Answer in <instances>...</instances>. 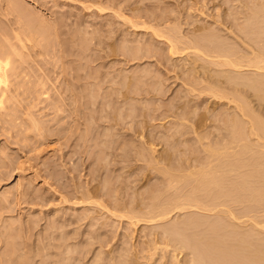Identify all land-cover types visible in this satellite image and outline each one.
Here are the masks:
<instances>
[{
  "label": "rangeland",
  "instance_id": "1",
  "mask_svg": "<svg viewBox=\"0 0 264 264\" xmlns=\"http://www.w3.org/2000/svg\"><path fill=\"white\" fill-rule=\"evenodd\" d=\"M8 1H10V2H8ZM97 1V4L95 3ZM94 0V2H92V0H0V35H2L3 37H1L0 36V43L1 44H5L6 42V40L7 39H9L10 40V43H11V41H13L12 43H16V40L14 39L15 38V34L16 33H19L20 35H21V37H24L25 35H23L22 36V34H25V30H23V29H25L26 28V31L27 30H31V28H28L27 29V27H30L31 26V24L33 23L34 24V21H36V19L38 20V18H39V20L41 19V20H43V21H41L40 20V22H42L43 24L44 23H46V25L49 23V22H51L52 23V25H50L49 27H50V29H46V28H48V25L50 24H48L47 25V27L45 28H42V29H40L41 31L39 32L40 34L41 33H43L44 32V29L46 30V32L45 33H47L46 35H48V38L46 37V35L44 36V38H46L47 39V43H45L46 42V40H44V38H43V36L41 35V38H40V36H38L39 34L37 33V32H35L36 34H38L37 36H38V38H40V39H43L45 42H43V41H41L40 39V44H41V46H39V47H34L35 49V51H36V53H33L34 51L33 50H31L30 48H28V47H30L31 45V43H29V42H27V43H25L28 47L26 48V49H28L29 51H27L26 49L24 50V51H22L23 53V57H25V58H27V59H23V60H21V61H25L26 60V63H28L27 64V66H26V64H25V62L24 63H22V65H24V67L23 68H25V69H20L19 71L21 72V71H23V73L24 74H21L22 76H24V77H22V76H19L18 75V73H20L19 71H18V73H15V74H17L16 75V77H15V75H11V76H14V77H9V78H11V79H9V81H10V84L9 85H11V83H12V85L9 87V91H10V94H9V92H7L8 94H7V96H8V98L6 99L8 102L6 103V101H5V104L3 105V107L5 106V108H4V110H1L0 112L2 113H0V203H3V204H0V205H2L1 207H0V255L2 256V254L4 253V255H8L9 253V251H10V256L8 255V257L6 256V258H13V259H7V262L5 261H0V264H15L16 262V258H17V263L19 264V262H20V264H58V262L59 261H61V260H64V259H66V256H67V258L69 257V254H65V252L67 253V251H65L64 252V250H65V248H67V249H70V247H65L64 245L66 244V242L64 241H62V239H59V237L61 236V234H62V236L65 234V236L67 237V238H69V236L70 235H72V233H74V234H76V232L77 233H79V237L77 236V234L76 235H72L73 237H71V239L72 240H74V239H76L75 237H77V239L78 238H80V240H79V243H78V240H76L77 242H73L72 240V242H70V238H69V241L68 242H70L69 244V246H73V247H71L72 249H74V250H72V252L71 253H73V254H75L73 251H75V249H77V250H81L83 247V249H85V250H87L89 247L91 248V250L90 249H88L89 250V254H87V257H85L82 253H79V256H77L78 254H75V255H72L69 251V253H70V258L73 256L74 257V259L75 258H80V257H82V255H83V257H84V259L82 258V259H79V261L77 260V261H75L74 259H73V257L70 259L71 260V264H79V262H81V264H93V262H95L96 260H98L99 262H98V264H102L101 262H102V258H103V263H105V261H108L109 259L108 258H115V260L113 259H111L115 264H117V263H120V262H118L119 260H120V258L122 259V261L124 262V260H126L127 261V263H125V264H148V262H146V261H148L144 256H146V252H144L143 254H141V253H137L135 256H136V258L135 257H133L134 256V250H135V248H137L135 251H138V249L140 248V247H142V246H145V242H146V240H148V237H149V239H151V238H153V237H151L149 234L150 233H152V231L154 232V231H158V232H160L162 229H169L170 228V230H171V227H173L174 228V224L176 225L178 222H180L181 220L183 221V220H185L187 217L189 218L191 215V217H197V219H198V217H199V219H198V221L199 220H201L200 218H204L205 217V215L204 214H202V213H195L196 215H194V214H192V213H194V212H192V213H186V214H184L185 212H181L179 215L176 213V214H174L173 213V215L172 214H170V217L168 218V219H166V220H164V222L162 221V223H159L160 224V226H159V224L157 223L156 225H158V227H156V225H155V223H153V225L151 224V225H145V224H140V223H138L137 225H134V224H130L129 225V223H128V221H124L125 219L123 218V220L121 219V221H120V218H118L117 216L120 214L119 213V211H115V210H113V209H111L109 206H107L108 204H107V202H105V199L106 200H108L109 198V200H111V201H113V200H115L116 198L115 197H113V196H115V195H111L112 194V191L113 190H117V188H118V191H122L121 193H124L123 191H126L125 192V196H124V194H121L120 192H118V191H116L117 193H118V195L116 194V192H115V194H116V196L118 197L117 199H118V201H121V199H125V200H132V198H134V200H135V198L137 199L138 197H140V199H141V197L143 196V199L145 198V200H147V198H150L154 193H155V188H156V190L158 189V187L161 185V187H163L162 186V184H166V183H164V182H167V180L166 181H163V179H164V177H162V174H159L158 173V171H156L154 168H150V166L149 167H146L145 165H147L146 163H142V162H144V161H140V163H138L137 164V162L135 163V161H133V162H131L130 160L126 163V161H125V163L124 164H121V166H120V164H119V167L117 168L116 166H118V164L115 166L116 167V169L114 168V164L113 165H108L107 167H109V168H106V170L105 169H101V168H103L102 167V164H101V159L100 160H96V157L98 156V155H96L97 154V152L99 151V149L100 148H103V147H101L100 145V142H101V140H102V144H105V142L106 141H108V140H105L104 141V143H103V139H102V134H104L105 133V130L104 129H106V128H103V126H104V121H102L103 119H101V117H102V114H100V113H103V112H101L100 110H101V108H100V110H99V108L97 107V111L95 112V111H93L92 110V108L93 109H95L91 104L89 105L88 104V102H87V100H89V97H90V95L89 94H91V91L93 90V88L91 87V91H89V89H90V86L92 85H90L89 86V81H90V83H94L95 82V80H94V77L95 78H98L97 79V83L93 86V87H96V85L97 84H99V85H97V87H99L100 86V83L99 82H101V81H103L102 79H103V76L105 77V75L106 74H109L110 73V68H111V73H110V75L113 73V74H118V73H120V70H121V73H122V71H123V74H125L126 76H132V79H133V76H134V79L137 81V78H136V76H139V74H138V72H142V69H146L147 68V65L149 64V63H147V60L145 59H143V60H141V64H139L138 65V63H136L135 61H129L128 62V64L127 63H125V62H123V58L121 57V56H123V55H121L122 53L121 52H123V49L121 48L120 49V46H121V43H122V41H124V43H127V42H129L128 43V45H130V46H132V47H134V43H136V42H140V44L142 43V42H144L143 44H141V46L143 45V47L145 46V44H152V43H150L148 40L149 39H151V32H150V30H151V28H148L149 29V33H148V30L147 31H145L144 30V28H141L140 30L139 29H136V28H134L133 27V29H132V26L131 27H128V25L130 24L129 22V24L128 23H126L127 21L125 20V21H121V20H119V19H122L123 17H119V15H118V11L116 10L115 11V7H111L113 4L114 5H116V4H118L119 3V1L120 0H116V1H118V3H116V1L114 0V1H112V0H109V1H111L110 3H109V1L107 2V0ZM102 1V2H101ZM122 1V3L123 4H120L121 6H120V8L121 9H123V10H121L122 12L124 11V9H128V8H131L132 6L134 7H132V9L133 10H135V12L137 13V12H140V14H147L148 12H146L145 10H149V16H153V15H150V14H153L154 13V15H161V14H167L168 13V15H166V16H169V14L173 11L174 12V10L175 11H178V12H176V13H178V14H180V18L176 15V13H175V15L177 16V18H179L181 21H185V22H187V20L189 21V23H192V22H194V24L196 25H199V23H200V25H202L203 27H207V29L209 28V30H210V32L213 34V35H215L216 36V34L217 35H219L220 36V38L221 39H224L225 41H227V42H230V45L232 44V45H234L233 47L231 46V48H233L234 50H233V52H238L239 53V55L241 54V55H243L244 53L246 54V52L245 51H247L246 49H244V48H246L245 46L246 45H244L243 46V42L241 43V39L240 38H238L237 39V36H236V38H235V36H233V35H235L234 33H231V32H229V31H227V25H229V22H232L233 21V18H234V21H233V23L232 24H236V22H238L237 23V25H240V23H242V25H243V20H241L242 19V14L240 13L241 11L243 12V10H242V8H239L240 6L241 7H243V5H239L240 3L242 4L245 0H242L243 2H241V0L239 1V0H236V2H235V0H227V2H229V1H231V2H229V3H225L224 1H226V0H217V4H216V0H214V1H211V0H188V1H185V4L183 3L184 1L183 0H156V1H153V0H132L131 2H132V4H131V2H129V0H121ZM127 1V2H126ZM138 1H140V3L138 2ZM157 1H159V2H157ZM182 1V2H181ZM198 1V2H197ZM240 3H239V2ZM254 1H256V0H254ZM64 2V3H63ZM79 2H80V4H79ZM84 4L85 3V5L87 6H85V5H83L82 3ZM107 2V3H106ZM128 2H129V4H130V7H129V5H127L128 4ZM135 2H137V3H135ZM144 2V3H143ZM150 2V3H149ZM152 2V3H151ZM162 2H164V3H162ZM181 4H180V3ZM188 2V3H187ZM190 2V3H189ZM193 2V3H192ZM204 2V3H203ZM232 2H233V4H232ZM246 2H250V1H247L246 0ZM72 3V4H71ZM98 3H100V4H102L101 6H100V4L98 5ZM136 4V5H138L139 4V6H137L136 7V5H134V4ZM156 3H157V5H156ZM161 4V6L159 7V5ZM173 3V4H172ZM178 3V4H177ZM182 3H183V5L185 6H183L182 5ZM202 3H203V5H202ZM209 3H211V4H209ZM223 3V4H222ZM231 3V4H230ZM254 3V2H253ZM107 4L109 5H111V6H109V7H111V8H115V9H111V8H109L108 6H107ZM141 4V5H140ZM143 4V5H142ZM165 4H167V5H165ZM180 4V5H179ZM192 4V5H191ZM201 4V5H200ZM230 4V5H229ZM239 6H238V5ZM246 4H249V3H246ZM255 4V3H254ZM79 5V6H78ZM83 5V6H82ZM98 5V6H97ZM113 5V6H114ZM132 5V6H131ZM152 5V6H151ZM172 5V6H171ZM181 5H182V7H181ZM187 5V6H186ZM190 5V7H188ZM207 5V6H206ZM214 5V6H213ZM238 7H236V6ZM251 5V4H250ZM249 5V6H250ZM70 6V7H69ZM128 7V8H126V7ZM203 6V7H202ZM220 6H221V8H220ZM228 6V7H227ZM230 6H232V8H230ZM249 6H247L246 5V7H248V8H250ZM253 4H252V6H251V8H253ZM84 7H86L87 8V10L89 11H87L86 10V8H84ZM88 7H90V8H88ZM103 7H105L104 9L106 10H101V8H103ZM123 7V8H122ZM143 7V8H142ZM145 7H148L147 9L145 8ZM166 7H168L169 9H170V7H171V10L172 11H170V10H166L167 8ZM181 7V8H180ZM205 7V8H204ZM213 7V8H212ZM226 7H227V9H226ZM237 9H236V8ZM245 7V6H244ZM244 7H243V9H244ZM84 10H83V9ZM98 8H100V9H98ZM135 8H137V9H135ZM159 9V10H163V11H165V13L163 12V11H160V12H158L157 11V9ZM183 8H184V12H182L183 11ZM190 9L191 8V12H189L190 10H186V9ZM215 8H216V10H215ZM248 8H246V9H248ZM78 9V10H77ZM81 11H80V10ZM107 9H111V10H108L107 11ZM144 9V10H143ZM193 9V10H192ZM206 9V10H205ZM230 9H231V11L233 12V14H234V17L232 16L233 14H232V12L230 11ZM234 9H235V13H234ZM240 11H239V10ZM100 10H101V12H100ZM136 10H138V11H136ZM140 10V11H139ZM142 10V11H141ZM153 10H156V12L155 11H153ZM180 10H181V12L182 13H180ZM186 10V11H185ZM229 10V11H228ZM236 10H238L239 11V15H237L236 13L238 12H236ZM56 11V12H55ZM86 11V12H85ZM112 11H114V12H116V13H113ZM130 10H125L124 11V18H128V19H131V21H132V18H129V17H131L129 14L131 13V12H129ZM206 11V12H205ZM211 13L212 12V15L209 13V12ZM73 13V14H71V13ZM121 12V13H122ZM128 12V13H127ZM153 12V13H152ZM158 12V13H157ZM161 12H163V13H161ZM167 12V13H166ZM195 12V13H194ZM229 12H231V18H229ZM244 12H245V10H244ZM52 13V14H51ZM84 13V14H83ZM91 13V14H90ZM99 13V14H98ZM121 13H119V14H121ZM156 13V14H155ZM174 13H171V14H173L172 16H173V18L175 17L176 18V16L174 15ZM199 13V14H198ZM201 13V14H200ZM208 13V14H207ZM107 14V15H106ZM114 14V15H113ZM116 14V15H115ZM129 16V17H127V15ZM170 14V15H171ZM215 14V15H214ZM217 14V15H216ZM38 15H41V16H38ZM56 15V16H55ZM73 15V16H72ZM82 15V16H81ZM91 15H92V17H91ZM108 15H109V17H108ZM164 15V16H165ZM203 15V16H202ZM211 15V16H210ZM214 15V16H213ZM219 15V16H218ZM235 15H237V17H240V18H238V20H235V18H236V16ZM48 16H49V18H50V20L49 19H45V18H48ZM56 18H55V17ZM171 16V17H172ZM199 16V17H198ZM209 16V17H208ZM212 16L214 17V18H212ZM242 16V17H241ZM67 17V18H66ZM74 17V18H73ZM89 17V18H88ZM102 17V18H101ZM113 17V18H112ZM115 17V18H114ZM155 17V16H154ZM170 17V16H169ZM186 17V19L185 20H183L184 18ZM219 17H221V21H222V24L223 23H225V24H227L226 25V27L225 26H223L222 27V29H221V26H222V24H219V23H221V22H219L220 20H219ZM36 18V19H35ZM47 21H44V19ZM53 18V20H51ZM78 18V19H77ZM119 18V19H118ZM153 18V17H152ZM168 18V17H167ZM183 18V19H182ZM189 18V19H188ZM203 18V19H202ZM211 18V19H210ZM57 19V20H56ZM88 19V20H87ZM111 19V20H110ZM145 19V18H144ZM207 19V20H206ZM210 19V20H209ZM237 19V18H236ZM240 19V20H239ZM20 20V21H19ZM39 20L38 21H36L35 22V25H34V29H32V30H39V26H38V24H40V22H39ZM71 20V21H70ZM83 20V21H82ZM98 20V21H97ZM116 20H118V21H116ZM136 20V21H135ZM138 20H140V19H138V18H134L133 19V21L134 22H139ZM191 20H192V22H191ZM213 20H215V22H216V24L214 23V21ZM219 20V21H218ZM30 21H33V22H30ZM54 21V22H53ZM56 21H58V22H56ZM61 21V22H60ZM70 21V22H69ZM76 21V23H74ZM101 21V22H100ZM107 21H109V22H107ZM110 21L112 22L113 21V23H110ZM115 21V22H114ZM144 21H147V22H149V20L147 19V20H144ZM229 21V22H228ZM23 22V23H27V22H30V23H28V24H26V25H28V26H26V27H24L23 28V26H22V30L24 31L23 33L21 32V23ZM64 22V23H63ZM68 22V23H67ZM71 22H73V23H71ZM96 22V23H95ZM104 22V23H103ZM117 22H118V24H117ZM140 22H142V20L140 21ZM146 22V23H147ZM185 22H184V24L181 26V29L182 30H184L185 29V32H186V30L188 29V25H187V23H186V25H185ZM196 22H198V23H196ZM209 22V23H208ZM227 22V23H226ZM235 22V23H234ZM41 23V24H42ZM53 23H55V24H57V25H55L56 27V35L54 36H52V37H50L52 34H50L51 32L53 33V31H51L52 29H51V26H54V24ZM61 23V24H60ZM81 23V24H80ZM91 27L92 26V28H89L88 27V25ZM100 23H101V25H100ZM149 23H151V22H149ZM204 23V24H203ZM75 24H76V26H75ZM85 24L87 25L86 27L87 28H89V29H87V28H85ZM110 24V25H109ZM119 24H123L124 25V27L122 26V25H119ZM127 24V25H126ZM152 24V23H151ZM214 24V25H213ZM219 24V25H218ZM20 25V26H19ZM30 25V26H29ZM97 25V26H96ZM106 25V26H105ZM107 25H109V26H107ZM117 25V26H116ZM120 27H119V26ZM131 25V24H130ZM185 25V26H184ZM210 25V26H209ZM24 26H25V24H24ZM38 26V27H37ZM73 26V27H72ZM74 26H75V29H74ZM84 26V27H83ZM122 26V27H121ZM127 28H126V27ZM150 26V24H147V27H149ZM217 26V27H216ZM220 26V27H219ZM19 27V28H18ZM37 27V28H36ZM60 29H59V28ZM68 27V28H67ZM70 27V28H69ZM79 27V28H78ZM83 27V28H82ZM112 29H114V30H112ZM219 27V28H218ZM18 28V29H17ZM32 28H33V25H32ZM67 28V29H66ZM81 28V29H80ZM86 30H85V29ZM98 28V29H97ZM122 28H124V29H122ZM140 28V27H139ZM223 28H225V29H223ZM53 29H54V27H53ZM66 29V30H65ZM78 29H79V31H78ZM96 29H97V31H96ZM112 31H114L113 33H115V34H111V30ZM117 29H118V31H117ZM126 29V30H125ZM127 29H129V31L127 30ZM132 29V31H130ZM234 29H235V27H234ZM5 32H3V31ZM31 30V31H32ZM48 30H50V31H48ZM68 30H70V31H68ZM80 30H81V32H80ZM93 30V31H92ZM103 30V31H102ZM121 30H122V32H121ZM221 30V31H220ZM14 31L16 32V33H14ZM86 31V32H85ZM88 31V32H87ZM100 31V32H99ZM110 31V34H108L107 35V33ZM126 31V33H132L133 32V34L131 35V37H129V40L130 41H132V42H130L129 40H128V37L126 36V33L123 35V33ZM138 31H140L139 32V34H138ZM144 31L146 32L145 34H144ZM225 31V34L223 33ZM21 32V33H20ZM30 31H28L27 33H29ZM34 32V31H33ZM48 32H49V34H48ZM66 32V33H65ZM69 32V33H68ZM74 32H77V33H74V35H73V33ZM99 32V33H98ZM106 32V33H105ZM222 32V33H221ZM229 33V35L227 34V33ZM45 33H43V35L45 34ZM62 33V34H61ZM85 33H92L91 35L90 34H85ZM96 33H98V34H96ZM103 33V35H101ZM105 33V34H104ZM14 34V35H13ZM59 34V35H58ZM65 34H67L66 36H65ZM148 34H150V35H148ZM223 34V35H222ZM230 34H231V36H233V37H231L230 36ZM5 35V36H4ZM27 35V34H26ZM50 35V36H49ZM106 35V36H105ZM117 35V36H116ZM128 35V34H127ZM143 35H145V36H143ZM9 36V37H8ZM12 36V37H11ZM56 36H58V38H56ZM77 36V37H76ZM85 36V37H84ZM92 36V37H91ZM103 38H102V37ZM126 36V37H125ZM129 36V35H128ZM132 36H134V37H132ZM144 37V39L145 40H143V37ZM149 36V37H148ZM227 36V40L224 38V37H226ZM8 37V38H7ZM60 37V38H59ZM97 37H99V38H97ZM146 37V38H145ZM26 37H24L23 39H25ZM80 38V39H79ZM86 40H85V39ZM88 38V39H87ZM92 38V39H91ZM109 38L111 39L110 40V43H109ZM125 38V39H124ZM126 38H127V42H126ZM134 38V39H133ZM153 38V37H152ZM228 38H231L230 40L228 39ZM2 39H6L5 41L4 40H2ZM14 39V40H13ZM70 39V40H69ZM81 39H82V41H81ZM99 39H101V41H102V45L100 44H97L96 42V40H99ZM102 39H104V40H102ZM113 39V40H112ZM115 39V40H114ZM123 39V40H122ZM133 39V40H132ZM240 39V40H239ZM73 40V41H72ZM78 40V41H77ZM105 40H107V41H105ZM232 40H234V41H232ZM237 40V41H236ZM59 41V42H58ZM77 41V42H76ZM96 41V42H95ZM117 41V42H116ZM133 41H136V42H134L133 43ZM240 41V42H239ZM3 42V43H2ZM82 42V43H81ZM105 42V43H104ZM107 42V43H106ZM155 42V41H154ZM235 44H234V43ZM29 43V44H28ZM43 43V44H42ZM61 43H63V44H61ZM93 43H94V45H93ZM97 45H99L100 47L99 48H95L96 47V44ZM131 43H132V45H131ZM47 44V45H46ZM50 44V45H49ZM137 44V43H136ZM136 44H135V46H136ZM238 46H237V45ZM241 44V45H240ZM45 47H44V46ZM58 46L59 45V47H56V49H55V46ZM69 45V46H68ZM92 45V46H91ZM111 45L112 47L110 48L109 46ZM113 45H114V49L115 50H117L118 48H119V51H118V53H120L119 55H120V57H116V56H119V55H116L115 57H111L110 56V52H111V49L113 48ZM120 45V46H119ZM124 45V44H123ZM122 45V46H123ZM155 44L153 43V46H154ZM157 45V44H156ZM164 45V44H163ZM236 45V46H235ZM47 46V47H46ZM49 46H51V47H49ZM72 46V47H71ZM121 46V47H122ZM166 46V45H165ZM165 46H163L164 47V50H165ZM239 46H241V47H239ZM4 47V46H3ZM41 47V48H40ZM98 47V46H97ZM110 48V49H107V48ZM157 47V49H159L160 47H162V45L160 44V47L159 46H156ZM159 47V48H158ZM235 47V48H234ZM239 49V50H241V49H244V50H241V52H239V50L237 49V48ZM39 48L44 52V55H43V52H40L41 50H39ZM43 48V49H42ZM47 48V49H46ZM57 48H58V50H59V52H57L58 50H57ZM101 48H103V49H101ZM106 48V49H105ZM154 48V47H153ZM62 49V50H61ZM88 49V50H87ZM102 50V52H101V50ZM114 49H112L113 51H114ZM235 49H237V50H235ZM21 50V49H20ZM37 50H39V51H37ZM47 50V51H46ZM51 50V51H50ZM55 51V53H54V51ZM61 50V51H60ZM84 50V51H83ZM100 50V51H99ZM164 50H161V51H164ZM2 51V50H1ZM0 51V53H2ZM46 51V52H45ZM75 51V52H74ZM90 51V52H89ZM93 51V52H92ZM104 51V52H103ZM107 51H109L108 52V56L106 55L107 53ZM121 51V52H120ZM26 54H25V53ZM30 52H32V54L30 53ZM37 52H39L40 54L42 53V55H40V56H42V57H39V58H35V57H38V54H37ZM244 52V53H243ZM27 53L29 54V57H27L28 55H27ZM48 53H50L49 55H47ZM93 53V54H92ZM106 53V54H105ZM115 53V52H114ZM117 53V54H118ZM37 54V55H36ZM52 54V55H51ZM54 54V55H53ZM55 54H57V55H55ZM63 54H64V56H65V58H64V56H63ZM85 54V55H84ZM188 54V52L187 53H181V56H183L182 58L178 55L177 57H179L180 59H174L173 60V62H175V63H177V64H180L181 62V66H187V61H188V59H189V61H188V64H189V66L188 67H190V63L191 62H193V60L195 59V56L193 55V54H190V55H188V56H186V55ZM26 55V56H25ZM51 55V56H50ZM69 55V56H68ZM112 55H115V54H112ZM247 55V54H246ZM55 56H56V58H55ZM59 56V57H58ZM77 56V57H76ZM90 56V57H89ZM184 56L187 58V59H185L184 60ZM44 57V58H43ZM47 57L49 58V59H47ZM52 57H53V59H52ZM102 57H106V58H103V59H101ZM36 60H35V59ZM42 58V59H41ZM62 58H64V60L62 59ZM92 58V59H91ZM115 58V59H114ZM203 58V57H202ZM204 58H206V57H204ZM30 60V62H31V64L32 65H30V62H29V60ZM32 59V60H31ZM56 61H55V60ZM62 60V61H60V62H58V60ZM81 59V60H80ZM84 59V60H83ZM116 59H117V61H116ZM123 59V60H122ZM182 59H183V61H182ZM206 59H208V60H210L209 58H206ZM28 60V61H27ZM34 60V61H33ZM40 60H42V61H40ZM48 62H47V61ZM90 60V61H89ZM92 60V61H91ZM94 60V61H93ZM118 60H120V61H118ZM150 60V59H149ZM181 60V61H180ZM50 61V62H49ZM84 61V62H83ZM98 61V62H97ZM143 61V62H142ZM152 61H154V60H151L150 62H152ZM184 61H185V64H184ZM206 60L205 59H200V60H198V61H196L197 63H198V65L200 66V70H201V67L202 66H205V72H208V74H210V76H211V74H212V72L211 71H213L214 72V69H216V70H219L218 69V67H216L215 65H213V64H210V62H209V64L207 63V61L205 62ZM34 62V63H33ZM36 62V63H35ZM44 62V63H43ZM58 62V63H57ZM64 62V63H63ZM139 62V61H138ZM190 62V63H189ZM38 63V64H37ZM50 64V65H47V64ZM57 63V64H56ZM66 63V64H65ZM112 63H114V64H112ZM132 63V64H131ZM36 64H37V66H39V68L36 66ZM53 64V65H52ZM124 66H123V65ZM144 64V65H143ZM45 65H47V66H45ZM55 65V66H54ZM61 65H62V67H61ZM64 65V66H63ZM83 65V66H82ZM107 65V66H106ZM129 65V66H128ZM152 65H154V62L152 63V64H149L148 65V70H150V69H153V68H149V67H153ZM207 65V66H206ZM212 65V66H211ZM35 66L37 67V68H35ZM44 66L46 67V68H44ZM51 66V67H50ZM53 66V67H52ZM86 66V67H85ZM116 66V67H115ZM141 66V68H139ZM210 66V67H209ZM213 66H215L214 68H213ZM125 67V68H124ZM145 67V68H144ZM167 67H169V65L167 66ZM20 68H21V66H20ZM34 70H33V69ZM55 68V69H54ZM63 68L65 69V70H63ZM86 68V69H85ZM114 68V69H113ZM135 68V69H134ZM137 68H139V69H137ZM163 68V67H162ZM175 68V70H176V67H174ZM208 68H210V69H208ZM27 69V70H26ZM32 71H31V70ZM41 69V70H40ZM74 69V70H73ZM123 69V70H122ZM222 69V68H221ZM225 69V68H224ZM38 70H39V73H38ZM54 70V71H53ZM60 70V71H59ZM62 70V71H61ZM138 70V71H137ZM177 70H178V67H177ZM175 71V72H178V71ZM211 70V71H210ZM238 70V69H237ZM244 71V73L245 72H247L249 75H252V73L254 74V72L256 71L257 72V70H255V69H250V68H247L246 69V67L245 68H241L240 70H238V72H240V71ZM29 71V72H28ZM113 71V72H112ZM116 71H117V73H116ZM119 71V72H118ZM132 71V72H131ZM203 71V72H204ZM243 71H242V74H243ZM254 71V72H253ZM28 73L27 74V76L25 75L26 73ZM37 72V73H36ZM42 72V73H41ZM52 72H55V73H52ZM64 72V73H63ZM90 72V73H89ZM115 72V73H114ZM131 72V73H130ZM179 72H180V70H179ZM255 72V73H256ZM33 73V74H32ZM68 75H66V74ZM71 73V74H70ZM97 74V75H100V76H97V75H95V74ZM136 74V76L134 75V74ZM251 73V74H250ZM30 74H32V75H30ZM52 74H53V76H52ZM94 75V77H93V80L94 81H92V80H90V77H92L93 75ZM112 74V75H113ZM128 74V75H127ZM133 74V75H132ZM171 74V73H170ZM173 74V73H172ZM30 75V76H29ZM34 75H36L38 78H39V82H38V78H37V80L35 81V79H36V76H34ZM40 75V76H39ZM111 75V76H112ZM213 75V74H212ZM244 75H246V73L244 74ZM25 76H26V79H25ZM31 76H34V77H32L31 78ZM41 76H42V78H41ZM48 76H50V77H48ZM71 76V77H70ZM110 76V77H111ZM115 76V75H114ZM193 76V75H192ZM17 77H20V78H18L17 79ZM109 77V75H108V78L109 79H111ZM186 77V76H185ZM184 76L182 77L183 78V81H185L184 80V78H185ZM194 77L196 78V76L194 75ZM21 78H23L22 80H21ZM33 78H35V79H33ZM49 79V81L51 82H49V81H47L48 79ZM106 78H107V76H106ZM106 78H104V79H106ZM182 78H181V80H182ZM190 78V76L186 79V81H188V79ZM192 78V77H191ZM189 79V81L190 82H192V83H194L195 81L194 80H196V79ZM17 79V80H16ZM45 79V80H44ZM72 79V80H71ZM99 79L101 80V81H99ZM109 79H106V80H109ZM133 79V80H134ZM198 79V78H197ZM200 79V81L202 80L201 78H199ZM221 79V78H220ZM220 79L218 80V81H220ZM21 80V81H20ZM26 80H29L28 82L26 81ZM53 80V81H52ZM78 80H80V81H78ZM85 80V81H84ZM105 80V83L106 84H108L109 82H111L110 80L109 81H106ZM128 80V79H127ZM135 80L133 81L134 83H133V85L132 86H134V84L135 85H138V84H141V83H143V82H141V83H136L135 82ZM210 80H212V77H210ZM19 81H20V83H19ZM78 81V82H77ZM83 81V82H82ZM99 81V82H98ZM116 81V80H115ZM178 81V82H177ZM176 81V84H173V85H171L172 87H170L171 89H169V92H167L166 93V95L164 96L165 98H163V102L161 103V105L162 104H164L163 106H161L160 107V105L159 104H157L156 102H154V101H151V102H153V104L151 103V102H149L148 103V108H149V110L150 111H152V112H150L149 113V115H152V116H154L153 114H151V113H154L155 114V116H154V118H153V121H151L150 123L148 122V118H149V116L146 118L145 117V119H147V125L146 124H143V126H145V127H147V129H146V133H150L149 131H151V133H150V136L148 135V134H145V135H148L149 137H152L153 139H157V138H160V140L159 139H157L156 140V142L154 141V143H155V145H153V146H155V148L158 150L159 149V151H158V153H156V154H158L159 155V153H162L163 151L161 150V149H165V151L168 153L169 152V154H171L172 155V157H174V159H172V161H171V163L174 165V166H179L180 165V163H182V161L180 160V159H182L183 160V162H184V160H185V156L187 157V156H189V157H197V158H199L200 157V159H199V161L201 160V158H202V156H203V154H202V151H201V149H200V145L195 141L196 139V135L194 134V132H192V131H190V130H192L191 129V125H193L194 123H192L196 118L195 117H193V116H195L196 115V117L198 118V116H201V114H208V111H214L213 113L214 114H217V115H215L214 116V114H212L211 113V111L209 112L210 114H211V116L210 115H206V117H207V124H203V123H205L204 121L206 120H204L203 122H202V130L204 129V131H205V129L208 127L209 128V125L210 124H213V123H211L210 122V120L212 121V119H215V122H214V124H215V126H217L221 131H222V129H221V127H224L225 125H223V124H225V123H220L221 121H224V120H226V118L225 119H223L224 117L223 116H226L225 114H226V112L228 111V112H231V114H232V112L233 113H235V111L233 110L234 108H233V102L231 101V100H229V98H228V100L230 101L229 103H228V100L226 99V98H224V99H221L220 98V100H219V98H216L215 97V99H213V98H211V94H208V93H211V92H209V91H207L206 92V90L208 89V90H210V83L207 81V82H204V80L203 81H201V82H199V81H197L200 85H201V87H200V85L198 84L197 85V83H194L193 84V86H194V88L193 89H195V87H196V92H195V90L192 92V91H190L191 90V88H192V83H190V82H188V85H187V82H183V83H180V82H182V81H180V80H177ZM206 81V80H205ZM222 81V80H221ZM15 82V83H14ZM18 84H17V83ZM41 82V83H40ZM45 82V83H44ZM56 82V83H55ZM22 83V84H21ZM32 83H33V85H32ZM36 83V84H35ZM38 83V84H37ZM45 85H44V84ZM48 83V84H47ZM70 83V84H69ZM102 84V86L101 87H106V88H108V89H106V88H104L103 87V90H102V92H104V91H106V93L104 94L103 93V96L100 98V100L103 98V97H105V99L106 100H108V99H110V101L108 100V102H110L111 103V98H107V94L109 93L110 94V92H112L113 91V89H110L111 88V86H113V88H120V85L118 86V83L116 82V85L113 83V84H108V85H111V86H109V87H107L106 86V84ZM112 83V82H111ZM205 83V84H204ZM207 83H209L210 85H208ZM16 84V85H15ZM23 84H26V85H29V86H26V88H24L25 87V85H23ZM40 84H43L42 85V88H41V85ZM55 86L56 85V87H54L53 85ZM67 84V85H66ZM69 84V85H68ZM183 84H185V85H182ZM189 84L191 85V88H187V87H185L186 85L187 86H189ZM204 84V85H203ZM15 85V86H14ZM21 85H23V86H21ZM40 85V86H39ZM46 85H48V87H45ZM52 86V88H51V86ZM115 85V86H114ZM142 85V84H141ZM177 85H178V87H177ZM181 85V86H180ZM206 85V86H205ZM18 86H21V87H18ZM35 87V89H34V87ZM38 88H37V87ZM68 86V87H67ZM116 86H118V87H116ZM131 86V89H134V87H132ZM175 86V87H174ZM180 86V87H179ZM203 86V87H202ZM16 87V88H15ZM22 87H23V89H22ZM32 87V88H31ZM44 87V88H43ZM100 87V88H101ZM183 87V88H182ZM12 88V89H11ZM15 88V89H14ZM30 88V89H29ZM100 88L98 89V88H96V89H94L95 91H100L101 92V90H100ZM185 88H187L186 90H185ZM199 88H200V90H202V91H200L199 90ZM205 88V89H204ZM207 88V89H206ZM211 88L213 89L214 87H213V85L211 86ZM11 89V90H10ZM16 89H17V91H16ZM44 89H46V90H44ZM69 91H68V90ZM98 89V90H97ZM102 89V88H101ZM105 89V90H104ZM177 89H178V91H177ZM190 89V90H189ZM222 89H224V88H222ZM26 90V91H25ZM30 90V91H29ZM36 91V93H35V91ZM38 90L40 91V92H38ZM42 90V91H41ZM173 90H174V92H175V94H174V92H173ZM187 90H189V92H190V94L189 93H187L186 91ZM215 90V88L213 89V91ZM224 90H226V89H224ZM13 91H15L16 93L14 94L13 93ZM25 91V92H24ZM27 91H28V93H27ZM44 91V92H43ZM50 91V92H49ZM71 91V92H70ZM73 91V92H72ZM74 91H75V93H74ZM82 91V92H81ZM180 91H182V94H181V92ZM198 91H200V93L201 92H203V93H199ZM216 91V90H215ZM228 91V90H227ZM47 92H49L48 94H47ZM80 92V93H79ZM101 92V93H102ZM179 92H180V94H179ZM11 93H12V95H11ZM33 94L32 96H34V95H37L38 97L40 96V94H41V96H40V98L39 99H36L35 97H33L32 98V96H31V94ZM114 93V92H113ZM192 93V94H191ZM22 94V95H21ZM30 94V95H29ZM44 94V95H43ZM79 94V95H78ZM85 94V95H84ZM87 94V95H86ZM112 94V93H111ZM174 94V95H173ZM188 95V98H187V96L184 98V97H182L183 95ZM198 95L199 97L197 98V96H196V100L193 98V97H195L194 95ZM208 94V95H207ZM24 95V96H23ZM27 95V96H26ZM77 95V96H76ZM83 96L84 95V97L85 96H88V97H85V98H83V97H80V96ZM101 95V94H100ZM105 95V96H104ZM113 95V94H112ZM171 95V96H170ZM180 95H182V96H180ZM191 95L193 96V97H191ZM210 95V96H209ZM10 96V97H9ZM19 96V97H18ZM29 96L31 97V98H29ZM36 96V97H37ZM57 96H59V97H57ZM80 97V98H82L78 103L76 102V101H78V99L76 100V98L77 97ZM178 96L179 97H182V99L183 100H179V98H178ZM230 96V95H229ZM26 99H25V98ZM46 97H49L48 98V101H47V99H46ZM61 97V98H60ZM109 97H110V95H109ZM117 97V96H116ZM115 97V98H116ZM174 97V98H173ZM176 97V98H175ZM191 98V101L193 102V100L192 99H194L196 102H194L193 103V105H192V102L190 103L191 104V106L193 107L195 104H197L196 105V107H199L200 105V107L199 108H197V110H195L196 112H194V114H193V111L191 110V109H193L191 106H187V105H183L184 104V101H187L188 99H190ZM201 97V98H200ZM207 99H205V98ZM12 98V99H11ZM18 99L17 101V104H16V99ZM21 100H20V99ZM29 99V101L30 102H28L27 100ZM57 98V99H56ZM72 98V99H71ZM73 98H74V102H73ZM88 98V99H87ZM114 98V97H113ZM171 98V99H170ZM173 98V99H172ZM204 98V99H203ZM211 98V99H210ZM24 99V100H23ZM31 99H35L34 101L33 100H31ZM52 99H53V101H52ZM63 99V100H62ZM85 99H87V100H85ZM104 99V98H103ZM104 99V100H105ZM185 99V100H184ZM198 99H200V100H198ZM253 99V98H252ZM26 100V101H25ZM37 100V101H36ZM46 100V101H45ZM59 100H60V102H59ZM62 100V101H61ZM70 100V101H69ZM98 100H99V98H98ZM99 100V101H100ZM103 100V101H104ZM105 100V101H106ZM166 100V101H165ZM175 100V102H173ZM203 102H202V101ZM206 102H205V101ZM210 100V101H209ZM212 100H214L213 102H212ZM254 100L255 99H253V102H254ZM40 101V102H39ZM55 101V102H54ZM57 101H58V103H57ZM104 101V102H105ZM115 100H113L112 102H114ZM133 102H134V100H132ZM170 101V102H169ZM183 102V104H182V102ZM198 101H200V105L198 106ZM13 102V103H12ZM20 102H21V104H20ZM39 102V103H38ZM46 104H45V103ZM83 102V103H82ZM104 102H103V104H104ZM132 102V103H133ZM135 102H137V101H135ZM134 102V103H135ZM173 102V103H172ZM177 102H178V104H179V102H180V104L178 105L177 104ZM205 102V103H204ZM213 103V106H212V103ZM219 102V103H218ZM257 102V101H256ZM256 102H254V103H252V106H254V108L255 109H257V103ZM14 103H15V105H14ZM25 103V104H24ZM30 105H29V104ZM35 104L33 107H31L33 104ZM38 103V104H37ZM42 103H43V105H42ZM52 103V104H51ZM54 103V104H53ZM57 103V104H56ZM61 103H62V105H61ZM67 103V104H66ZM71 105H70V104ZM107 102H105V105H104V108H106L105 106H108V104H106ZM109 103V106L110 107H113V106H115L116 105V107L118 108V105L117 104H114L113 103V105H111ZM116 103V102H115ZM131 103V102H130ZM155 103V104H154ZM168 103H169V105H168ZM173 105H172V104ZM205 105H203V104ZM208 103V104H207ZM216 105H215V104ZM18 104H20L19 106H17ZM26 107H24L23 105ZM37 104V105H36ZM51 105V107H48V105ZM60 106H59V105ZM77 104V105H76ZM83 104V105H82ZM98 104L99 103H96V105L98 106ZM136 104H138V103H136ZM150 104V105H149ZM183 106H182V105ZM254 104V105H253ZM12 105H14V106H12ZM39 105H40V107H39ZM41 105H42V108H41ZM56 105H57V109H56ZM67 105V106H66ZM81 105V106H80ZM138 105H140V104H138ZM142 105H143V103H142ZM147 105V104H146ZM152 105V106H151ZM203 105V106H202ZM38 106V107H37ZM45 106V107H44ZM76 106V107H75ZM99 106H101V104H99ZM150 106V107H149ZM155 106V107H154ZM157 106L159 107V108H161L160 110H159V112L157 111V113L155 112V108L157 109ZM177 106H179V108L177 107ZM211 108H210V107ZM216 106V107H215ZM13 107H15V109L13 108ZM31 107V108H30ZM61 107V108H60ZM78 107H79V109H78ZM115 107V108H116ZM135 107V106H134ZM170 107V108H169ZM175 107H177V108H175ZM181 107L183 108V110L184 111H182V109H181ZM206 107V108H205ZM222 107V108H221ZM231 107V108H230ZM261 108H264V106H260ZM13 110H12V109ZM33 108V109H32ZM35 108V109H34ZM109 110H111L112 111V109L111 108H109V107H107ZM114 108V107H113ZM114 108V109H115ZM154 108V109H153ZM164 108V109H163ZM185 108V109H184ZM195 108V107H194ZM205 108V109H204ZM215 108V109H214ZM1 109H3V108H1ZM23 109H27L28 110V112L29 113H31V114H29V113H27L26 111L27 110H23ZM29 109H32V110H34V111H32V110H30L29 111ZM113 109V110H114ZM164 111H163V110ZM170 109H172V110H170ZM188 109V110H187ZM190 109V110H189ZM200 109V110H199ZM202 109V110H201ZM208 109V111L207 112H205L206 110ZM15 110V111H14ZM71 110V111H70ZM73 110V111H72ZM85 110V111H84ZM92 110V111H91ZM108 110V112H110ZM182 111V112H186L185 114H187V113H189V112H187V111H190V113L189 114H187V115H189V117L191 116V115H193V116H191L190 117V119H192L191 120V122H189V119L187 120L188 122H186V121H183V125H185V126H181V124H182V121H180L181 119L179 118L180 116H177V114H180V111ZM230 110H233V111H230ZM236 110V109H235ZM257 110H261V112H262V115H263V113H264V109H260L259 108V106H258V109ZM14 111V112H13ZM26 113H25V112ZM132 111H134V110H132ZM172 111H173V113H172ZM191 111H192V114H191ZM4 112H6V113H4ZM37 112V113H36ZM86 112V113H85ZM113 112H115V111H112V113ZM129 112L131 113V111H128V114H129ZM162 112H164V113H162ZM198 112V113H197ZM201 114H200V113ZM218 112H220V115H219V113ZM225 112V113H224ZM3 113H4V115H3ZM14 113V114H13ZM79 113V114H78ZM95 113V114H94ZM111 113V115H113L114 116V114H112ZM115 113H117V112H115ZM135 114H138V113H143V111L142 112H138L137 110H136V112H134ZM158 113H159V115H158ZM166 113V117L164 116L163 117V115L162 114H165ZM171 113L173 114L172 116H177V118L176 117H172L171 116ZM176 113V114H175ZM5 114H6V116H5ZM29 114V115H28ZM38 114V115H37ZM93 114V115H92ZM124 114V113H123ZM160 114H161V116H162V120H161V116H160ZM167 114H169V115H167ZM191 114V115H190ZM199 114V115H198ZM230 114V113H229ZM229 114H227V116L229 115ZM230 114V115H231ZM236 114V113H235ZM13 117H12V116ZM28 115V116H27ZM32 115V116H31ZM78 115V116H77ZM87 115V116H86ZM95 115V116H94ZM104 115V114H103ZM106 115V114H105ZM116 115V114H115ZM125 115V114H124ZM127 115V114H126ZM133 115V114H132ZM139 115V114H138ZM148 115V114H147ZM146 115V116H147ZM158 115V116H157ZM215 117H213V116ZM222 115V117H220ZM261 115V116H262ZM16 116V117H15ZM31 116V118H29ZM37 116H38V118H37ZM94 116V117H93ZM134 116V115H133ZM136 116V115H135ZM134 116V117H135ZM156 116L157 117H159L160 119H158V118H156ZM219 116V118H217ZM8 117V118H7ZM36 117V118H35ZM77 117V118H76ZM138 117H140V116H137V118H135V119H138ZM151 117V116H150ZM188 117V118H189ZM209 117H213V118H210L209 119ZM263 117V119H264V116H262ZM2 118V119H1ZM12 118V119H11ZM33 118H35L34 119V121H33ZM40 118V119H39ZM56 118V119H55ZM80 118V119H79ZM86 118V119H85ZM126 118V117H125ZM166 120H165V119ZM179 118V119H178ZM200 118V117H199ZM217 118V119H216ZM17 119V120H16ZM30 120V119H32V120H30L29 122H28V120ZM89 119H91V120H89ZM140 120H142L143 119V117L142 118H139ZM138 119V120H139ZM150 120H151V118H149ZM155 119V120H154ZM164 119V120H163ZM176 119V120H175ZM178 119V120H177ZM209 119V120H208ZM221 119V120H220ZM12 120H16L15 121V123H14V121H12ZM102 121V122H100V121ZM128 120H129V118H128ZM127 120V121H128ZM158 120V121H157ZM173 120V121H172ZM198 120V119H197ZM217 120V121H216ZM220 120V122H218ZM13 122V124L15 125H13L12 124V122ZM42 122V124L40 123V122ZM44 121V122H43ZM78 123H77V122ZM86 121V122H85ZM168 121V122H167ZM170 121H171V123H170ZM196 121V120H195ZM11 122V123H10ZM35 124H33V123ZM39 122V123H38ZM49 122V123H48ZM75 122V123H74ZM88 122V123H87ZM91 122V123H90ZM156 122V123H155ZM185 122V123H184ZM218 123V125H217V123ZM44 123V124H43ZM48 123V124H47ZM96 123V124H95ZM103 123V124H102ZM178 123H180V127H179V124ZM188 123V124H187ZM192 123V124H191ZM210 123V124H209ZM38 124V125H37ZM39 124H40V127H39ZM77 124V125H76ZM86 124V125H85ZM108 125H109V123H107ZM107 124H106V126H107ZM151 124V125H150ZM158 124H160V126H161V124H162V126L161 127H159L158 126ZM178 124V125H177ZM190 124V125H189ZM209 124V125H208ZM213 124V125H214ZM221 124V125H220ZM34 125V126H33ZM75 125V126H74ZM93 125V126H92ZM102 125V126H101ZM154 125H155V128H154ZM170 125V126H169ZM172 125H173V127H172ZM178 127H177V126ZM205 125V128L203 127ZM36 126H37V129H36ZM45 126V127H44ZM72 126V127H71ZM150 126H151V128H150ZM156 126H158V127H156ZM165 126V128H163ZM186 126H188V128H186ZM207 126V127H206ZM220 126V127H219ZM43 127V128H42ZM74 127V128H73ZM76 127H78L77 129H75ZM87 127V128H86ZM89 127H91V129L89 128ZM105 127V126H104ZM149 127V128H148ZM169 127L170 128V130H169V128L167 129V128ZM216 127V129H218ZM48 130H47V129ZM108 128V127H107ZM140 128V127H139ZM152 128L154 129V131L152 130ZM178 128V129H177ZM183 128H185L186 129V131L188 130V133H190V134H188V135H186L187 134V132L185 131V136H184V134L182 135V134H180V132L179 131H181V130H183ZM201 128V127H200ZM39 129V130H38ZM51 129V130H50ZM88 130V132H86L87 130ZM150 129V130H149ZM159 129V130H158ZM161 129V130H160ZM177 129V130H176ZM180 129V130H179ZM190 129V130H189ZM212 129V130H211ZM214 129V127H210V129H206V131L205 132H207V130L208 131H213L215 134H217L216 135V138L217 137H219V136H222V134L220 133V134H218V131L216 132L215 130H213ZM47 130V131H46ZM51 131V133H50V131ZM77 130H78V132H77ZM86 130V131H85ZM101 130V131H100ZM109 131L110 130H112V129H108ZM107 129H106V132L108 131ZM166 130V131H165ZM173 130V131H172ZM197 130H199L198 132L200 133V129H197ZM49 131V132H48ZM83 131H85V132H83ZM100 133H99V132ZM108 131V132H109ZM113 131V130H112ZM115 131V130H114ZM113 131V133H115ZM122 131V130H121ZM120 131V132H121ZM126 131H128V130H126ZM163 131H165V132H163ZM210 131V132H211ZM39 132V133H38ZM45 132V133H44ZM119 132V131H118ZM120 132H119V134H117V135H112V136H114V138L116 137L117 139H118V141L116 140V139H114L113 138V140L115 141V143L117 142V144H119L120 142H122V144H123V146H124V142L126 141V140H124V139H129L130 137V135H131V138H132V136H135L136 134H123V133H121L120 134ZM124 132V131H123ZM152 132H153V134H152ZM175 132V134H173ZM204 132V133H205ZM209 132V133H210ZM225 132V131H224ZM224 132L222 131V133L224 134ZM44 133V134H43ZM48 133V134H47ZM50 133V134H49ZM76 133H78V134H76ZM168 133V134H167ZM173 134V135H170V134ZM179 133V134H178ZM192 133V134H191ZM201 133H202V131H201ZM200 133V134H201ZM208 133V134H209ZM87 134V135H86ZM206 134V133H205ZM211 134H212V132H211ZM38 137H37V136ZM46 135H50V136H46ZM105 135V134H104ZM103 135V136H104ZM107 135V134H106ZM105 135V136H106ZM159 135V136H158ZM182 135V136H181ZM190 135V136H189ZM228 135V134H227ZM230 135V134H229ZM229 135H228V139L230 138L229 137ZM46 136V137H45ZM87 136V137H86ZM91 136V137H90ZM104 136V137H105ZM107 136H111L110 134H108ZM121 136H124V137H126V138H124V137H121ZM161 136V137H160ZM173 136V137H172ZM193 136V137H192ZM37 139H36V138ZM44 137H45V139H44ZM103 137V138H104ZM157 137V138H156ZM181 139H180V138ZM184 137V138H183ZM190 137V138H189ZM210 137H213L212 135L210 136ZM108 138V137H107ZM112 138V137H111ZM110 137H109V142L110 141H112L113 142V140L111 139ZM130 138V139H131ZM151 138V139H152ZM176 138V139H175ZM179 138V139H178ZM84 139V140H83ZM101 139V140H100ZM105 139V138H104ZM111 139V140H110ZM135 139V138H134ZM152 139V140H153ZM170 139V140H169ZM171 139H172V141H171ZM192 139V140H191ZM227 139V138H226ZM227 139V140H228ZM38 140V141H37ZM41 140V141H40ZM83 140V141H82ZM90 140V141H89ZM136 141H137V136H136V139H135ZM162 140H164V141H162ZM165 140H166V142H165ZM178 140H179V142H178ZM185 141V142H183V141ZM225 140V139H224ZM100 141V142H99ZM129 141V140H128ZM132 141V140H131ZM130 141V143H132ZM169 143H168V142ZM188 141V142H187ZM37 142V143H36ZM41 142V143H40ZM92 142V143H91ZM99 142V143H98ZM108 142V143H109ZM127 142V141H126ZM158 142V143H157ZM161 142V143H160ZM163 142H165V143H163ZM190 142V143H189ZM192 142V143H191ZM114 143V142H113ZM113 144V145H115L114 146V148L113 149H115L116 148V144ZM130 143H127V144H130ZM138 143V142H137ZM137 143H136V146H137ZM158 145H157V144ZM159 143H160V145H159ZM184 143L187 145H184ZM193 143H194V145H193ZM196 143V144H195ZM222 143H225V141H222ZM43 144V145H42ZM106 144H107V142H106ZM111 144V143H110ZM122 144H119L118 146L119 147H123V146H120V145H122ZM126 144V143H125ZM162 144V145H161ZM179 144H181V145H179ZM40 145V146H39ZM85 145V146H84ZM87 145V146H86ZM113 145H112V147H113ZM131 145V144H130ZM130 145H128L129 147H131L132 148V151H133V148L134 149H136V148H138V147H135V144L134 143H132V145H134V146H130ZM139 145V144H138ZM164 145V146H163ZM178 145V146H177ZM183 145H184V148H183ZM196 145V146H195ZM39 146V147H38ZM100 148H99V147ZM111 146V145H110ZM110 146H108V144H107V146H105V147H110ZM117 146V147H118ZM127 146V145H126ZM127 146V147H128ZM140 146V145H139ZM156 146H158V147H156ZM165 146H166V148H167V150H166V148H165ZM176 146L178 147V148H176ZM199 146V147H198ZM112 147H110L109 149H111L110 151H109V149L106 151L107 153H111V151H112ZM117 148L118 149V151H117V149H115V151H117V152H120L121 150H123V149H120V148ZM126 147V148H127ZM173 147H174V149H173ZM182 147V148H181ZM194 147V148H193ZM196 147V148H195ZM35 148V149H34ZM38 148V149H37ZM124 148V147H123ZM125 148V149H126ZM170 148H171V152H172V150L175 152H170L169 150H170ZM180 148V149H179ZM188 150H187V149ZM123 150L122 152H124V151H126V150ZM129 149V148H128ZM155 149V150H156ZM176 149V150H175ZM179 149V150H178ZM185 149V150H184ZM193 149V150H192ZM197 149V150H196ZM200 149V150H199ZM102 151H103V149H101ZM104 150H106L105 148H104ZM120 150V151H119ZM137 150V149H136ZM157 150L155 151V152H157ZM178 150V151H177ZM101 151V152H102ZM109 151V152H108ZM114 151V150H113ZM112 151V156H114L115 155V153ZM128 151V150H127ZM126 151V152H127ZM165 151L162 153V155H164V153H165ZM184 151V152H183ZM198 151V152H197ZM178 152H179V154H178ZM186 152V153H185ZM192 152V153H191ZM87 153V154H86ZM99 153V152H98ZM109 153V154H110ZM132 154L133 152H131V151H129V154ZM166 153V154H167ZM174 153V154H173ZM183 153V154H182ZM185 153V154H184ZM196 153V154H195ZM197 153H198V155H197ZM89 154V155H88ZM102 153H100L99 155H101ZM114 154V155H113ZM122 154V153H121ZM125 153H123V155H124ZM128 154V152L125 154V156ZM156 154H154L153 153V155H155L156 156ZM183 156V155H185L184 157H180L181 155ZM187 154V155H186ZM192 156H191V155ZM200 154V155H199ZM87 155L89 156V159L88 160H86L87 159ZM96 155V156H95ZM133 155V154H132ZM131 155V156H132ZM174 155V156H173ZM178 155V156H177ZM196 155V156H195ZM80 156V157H79ZM84 156V157H83ZM92 156V157H91ZM102 156V155H101ZM112 156H109L108 155V157H110V159H112ZM120 156V155H119ZM199 156V157H198ZM108 157H107V159H108ZM194 157H193V159H194ZM117 158V157H116ZM124 158V157H123ZM125 158H127V159H129V157H125ZM105 159H106V157H105ZM103 160V161H106V160ZM113 159H114V157H113ZM113 159L110 161L111 163H113L114 161H113ZM119 159V158H118ZM177 159V160H176ZM192 159V160H193ZM93 160H96L97 161V164H98V162L101 164V165H99L98 164V166H101V168L98 170V168L99 167H97L96 165H95V161H93ZM178 160H180V162L178 161ZM102 161V162H103ZM108 161V160H107ZM113 161V162H112ZM138 161V162H139ZM178 161V162H177ZM188 161V160H187ZM198 161V162H199ZM22 162V163H21ZM110 162H103L104 164L103 165H105V164H109ZM129 162H131V163H129ZM175 162L176 163H178V164H175ZM20 163V164H19ZM94 163V164H93ZM142 163V164H141ZM200 163V162H199ZM22 164H24V165H22ZM130 164H134L133 165V167L131 168V166L132 165H130ZM145 164V165H144ZM19 165H21V166H19ZM130 167H129V166ZM143 165H144V167H143ZM136 166H137V168H136ZM140 166V167H139ZM106 166H104V168H105ZM139 167V168H138ZM14 168V169H13ZM134 168V169H133ZM143 168V169H142ZM149 168V170H147V169ZM17 169V170H16ZM95 169H97V171L98 172H95L96 173V175H94V171H96ZM133 169V170H132ZM151 169H153L154 170V172L151 170ZM19 170H21L22 172H20ZM25 170V171H24ZM38 172H37V171ZM130 170V171H129ZM150 170L152 171V172H150ZM16 171V172H15ZM37 173H36V172ZM119 171V172H118ZM146 171V172H145ZM149 172V174H148V172ZM156 171V172H155ZM35 172V173H34ZM93 172V173H92ZM117 172V173H116ZM145 174H144V173ZM97 173H102L101 175L100 174H97ZM128 173H129V175H128ZM157 173V174H156ZM6 174L8 175V176H6ZM92 174V175H91ZM142 174H144V175H142ZM148 174V175H147ZM153 174V175H152ZM11 175V176H10ZM38 175V176H37ZM99 175V176H98ZM135 175V176H134ZM138 175V176H137ZM152 175V176H151ZM159 175V176H158ZM6 176V177H5ZM93 176H95L94 178H93ZM119 176H121L120 178H119ZM125 176V177H124ZM96 177H98V178H96ZM118 177V178H117ZM95 178H96V180H95ZM149 178V179H148ZM154 178V179H153ZM163 178V179H162ZM115 179V180H114ZM129 179V180H128ZM146 179L148 180V181H146ZM18 180V181H17ZM114 180V181H113ZM118 180V181H117ZM129 181V182H128ZM163 181V182H162ZM19 182V183H18ZM106 182V183H105ZM139 182V183H138ZM144 182V183H143ZM135 183V185H133ZM141 183H143V185L141 184ZM161 183V184H160ZM126 184H128V185H126ZM146 186H145V185ZM104 185H105V187H106V189H108V187H109V189H110V191L108 192L106 189H104ZM114 185H116L115 187H114ZM125 185L126 186H130V187H128V189H127V187H125ZM141 185V186H140ZM92 186H98V187H100L101 189L100 190H105V192L106 193H109V195H111V196H108L107 197V195L104 197H98V196H93L94 197V199H93V197H92V199L91 200H95V204L93 205L92 203V205L90 204V203H88V205L86 204V203H84L85 202V200L87 201V199H82V200H84V201H82L81 200V198L82 197H80V199H79V196L80 195H83V194H86L87 195V191L89 192V189H91V188H96V187H92ZM122 186H123V188H122ZM88 187V188H87ZM103 187V188H102ZM113 187L115 188V189H113ZM126 188V190H124L125 188ZM140 187V188H139ZM18 190H17V189ZM52 188V189H51ZM120 188H122V190H120ZM135 188H137V189H135ZM160 188V187H159ZM141 189V190H140ZM17 190V191H16ZM25 190V191H24ZM132 190V191H131ZM22 191H23V193H25L26 195H25V197L23 198V199H21L20 201H18V204H20V206L16 203V201H14L13 200V197H14V194H15V192H21L22 193ZM76 191V192H75ZM137 191V192H136ZM9 192H10V195H9ZM56 192V193H55ZM79 192V193H78ZM81 192H84L83 194L81 193ZM104 192V193H105ZM128 192V193H127ZM53 193V194H52ZM136 193V194H135ZM76 196H75V195ZM126 194H127V196H126ZM151 194V195H150ZM60 195H62V196H60ZM73 195H74V198H73ZM91 195V194H90ZM6 196V197H5ZM60 196V197H59ZM120 196V197H119ZM49 197H50V199H49ZM132 197V198H131ZM1 198L2 199H7L8 198V200H9V204H7L8 206H6L5 205V202H3V200H1ZM11 198V199H10ZM37 198V199H36ZM38 198L39 199H41V200H38ZM61 200H60V199ZM62 198H64V200L62 199ZM79 200H78V199ZM121 198V199H120ZM127 198V199H126ZM4 199V200H5ZM35 201H34V200ZM44 199V200H43ZM65 199H66V201H65ZM45 200H48L47 202L45 201ZM80 200L84 203L82 206H81V203H78V201L80 202ZM133 200V201H134ZM137 200H139V199H137ZM38 201V202H37ZM45 201V202H44ZM63 201V202H62ZM89 201H90V199H89ZM96 201H98V202H100L101 204H103V205H101L100 203H98V202H96ZM13 202H15V203H13ZM93 202V201H92ZM103 202V203H102ZM107 204H105V203ZM135 202V201H134ZM79 205H78V204ZM97 203V204H96ZM15 204H17V205H15ZM90 204V205H89ZM100 205L101 206V208H99V207H97V205ZM106 205V207H102V206H105ZM17 206V207H16ZM25 206V207H24ZM5 207H7V208H9V210L7 209V208H4ZM15 208V209H14ZM105 208H109V210L111 211H105L104 209ZM4 209V210H3ZM114 214H113V213ZM117 214H116V213ZM116 214V215H115ZM200 214H202V215H200ZM178 215V216H177ZM180 215L182 216V217H180ZM184 215V216H183ZM194 215V216H193ZM213 217H214V220H216V225L217 226H219V228H220V226H222V227H224V226H226V224H227V221H225L224 219H222V217H220L218 214H211ZM84 216L86 217V218H88V219H86L85 218V220L83 219L84 218ZM89 216V217H88ZM114 216H115V218H114ZM173 216V217H172ZM216 216V217H215ZM83 217V218H82ZM184 217V218H183ZM206 217H208V216H206ZM211 217V216H210ZM210 217H208L209 219H210ZM218 217H220V219L218 218ZM63 218H64V221H63ZM80 218H82L81 220H79ZM118 218V219H117ZM171 218V219H170ZM173 218H174V220H173ZM212 218V217H211ZM66 220V221H65ZM69 220V221H68ZM119 220V221H118ZM168 220V221H167ZM204 220L205 219H202V221L204 222ZM207 220V219H206ZM70 221H73L72 222V224H71V222ZM75 221V222H74ZM77 221H78V223H77ZM173 221V222H172ZM178 221V222H177ZM64 222H67V226L65 225V223ZM61 223H63V225L61 224ZM121 223V224H120ZM174 223V224H173ZM218 223V224H217ZM69 224H71V225H69ZM65 225V226H64ZM69 225V226H68ZM132 225V226H131ZM141 225H143V226H141ZM115 226V227H114ZM153 226V227H152ZM17 227V228H16ZM131 227V228H130ZM135 227V228H134ZM221 227V228H222ZM48 228V229H47ZM118 228H120V229H118ZM15 229V230H14ZM62 229V230H61ZM131 229V230H130ZM71 230V231H70ZM72 230H74V231H72ZM135 230H137V231H135ZM8 231V232H7ZM51 231H52V233L53 232H55L54 234H52V235H54V236H52L51 235ZM69 231V232H68ZM76 231V232H75ZM134 231V232H133ZM69 234H68V233ZM84 234H83V233ZM60 233V234H59ZM126 233V234H125ZM144 233V234H143ZM8 234V235H7ZM51 235V236H49L50 238L51 237H54L53 238V240H51L49 237H48V235ZM83 234V235H82ZM133 234H134V236H133ZM60 235V236H59ZM98 235V236H97ZM99 235H100V237H99ZM146 235H148V237H146ZM56 236H58L57 238H56ZM82 236V237H81ZM97 236V237H96ZM117 236V237H116ZM15 237V238H14ZM101 238V240H103V239H105V240H109L110 239V241H106L107 242V244H105L104 246H102L101 247V251L103 252V254L101 255V253L102 252H100L99 250H100V248H98V244H96V241L95 240H97L96 238ZM133 237H134V239H133ZM136 237V238H135ZM4 238H5V240H4ZM61 238V237H60ZM84 239V240H82V239ZM114 239H115V241H114ZM9 240H11V241H9ZM16 240V241H15ZM63 240H64V236H63ZM85 241V240H87L88 241V243H85V242H82V241ZM98 240H100V239H98ZM133 241V242H131V241ZM86 241V242H87ZM113 241V242H112ZM126 241H127V243H126ZM129 241V242H128ZM143 241V242H142ZM6 242V243H5ZM83 243V244H80V243ZM95 242V243H94ZM49 243H51L50 244V246H47ZM63 243V244H62ZM65 243V244H64ZM77 243V244H76ZM91 243H93L91 246H89V244H91ZM98 243V242H97ZM113 243V244H112ZM126 243V244H125ZM143 243H144V245H143ZM62 244V245H61ZM86 244V245H85ZM87 244H88V246H87ZM52 245V246H51ZM54 245V246H53ZM110 245V246H109ZM120 245V246H119ZM137 245H139V246H137ZM62 246V248L64 249H62V248H60ZM79 246V247H78ZM132 246H135V247H133V249H132ZM2 247V248H1ZM65 247V248H64ZM88 247V248H87ZM44 248V249H43ZM81 248V249H80ZM108 248V249H107ZM42 249H43V251H42ZM82 249V250H83ZM7 250V251H6ZM81 250V252H83ZM124 250H129L128 251V255L127 256H123L124 255ZM133 250V251H132ZM70 251H71V249H70ZM112 253H111V252ZM126 251V252H127ZM188 253H186V252ZM7 252V253H6ZM76 252V251H75ZM109 252V253H108ZM125 252V254H127ZM130 252V253H129ZM133 252V253H132ZM77 253H78V251H77ZM98 253H100V255L98 254ZM108 253L109 255L111 254V256H116V257H111V256H107L106 257V254ZM182 253H184V254H182ZM181 253V258H182V260L179 262V264H185V260L187 261L188 260V258H189V260H190V258L191 257H189V251H187V250H184L183 252ZM13 254V255H12ZM80 254H81V256H80ZM123 254V255H122ZM132 256H131V255ZM141 254V255H140ZM160 254V251H159V253L157 254V256L156 257H158V258H156V263L155 264H173L174 263V260L173 261H170L171 259V257H169L168 256V254L166 255L165 254V259H164V257H163V259L161 258V254ZM66 255V256H65ZM98 255V256H97ZM119 255V259L117 258V256ZM139 255V256H138ZM148 255V254H147ZM159 255V256H158ZM100 256V257H99ZM143 258H142V257ZM167 256V257H166ZM62 257H65L64 259H62ZM97 257V258H96ZM102 257V258H101ZM124 257L126 258V259H124ZM179 257V258H180ZM187 257V258H186ZM117 258V259H116ZM185 258V259H184ZM19 259H20V261H19ZM61 259V260H60ZM72 259L74 260V261H72ZM100 259H101V262H100ZM107 259V260H106ZM136 259V260H135ZM142 259H144V262H143V260ZM13 260H15V261H13ZM68 260V259H67ZM70 260H68L67 261V264H70L69 263V261ZM116 260H118V261H116ZM135 260V261H134ZM140 260V261H139ZM166 260V261H165ZM168 260V261H167ZM66 260H64L63 262H61V263H64V264H66V262H65ZM82 261H83V263H82ZM121 261V262H122ZM132 261V262H131ZM183 261V262H182ZM90 262V263H89ZM109 262V261H108ZM113 262H111V263H113ZM159 262V263H158ZM169 262V263H168ZM172 262V263H171ZM149 263H150V261H149ZM105 264H107V262L105 263ZM190 264V263H189Z\"/></svg>",
  "mask_w": 264,
  "mask_h": 264
},
{
  "label": "bare ground",
  "instance_id": "2",
  "mask_svg": "<svg viewBox=\"0 0 264 264\" xmlns=\"http://www.w3.org/2000/svg\"><path fill=\"white\" fill-rule=\"evenodd\" d=\"M75 1V0H74ZM96 1V0H95ZM109 0H107V2H108ZM112 1H114V0H112ZM116 1V0H115ZM132 0H129V2H131ZM137 1V0H136ZM150 1V0H149ZM153 1H156V0H153ZM163 1V0H162ZM179 1V0H178ZM184 1V0H183ZM185 1H188V0H185ZM185 1L183 2L184 4H185ZM192 1V0H191ZM194 1V0H193ZM203 1V0H202ZM205 1V0H204ZM211 1H214V0H211ZM219 1V0H218ZM233 1V0H232ZM240 1V0H239ZM238 1V2H239ZM247 1H250V2H246V0L243 2L242 0H241V2H243L242 4L240 3L239 5H243V7H244V9H243V7H239V8H242V10H243V12L241 11L240 13L242 14V19L241 20H243V25H242V23H240V25H237V23L238 22H236V24H232L233 23V21H234V18H233V21L232 22H229V25H227V24H225V23H223L222 24V21L220 20L221 19V17H219V22H221V23H219V24H222V26H221V29H222V27L223 26H225L226 27V25H227V31H229V32H231V33H234L235 35H233V36H235V38H236V36H237V39L238 38H240L241 39V43L243 44V46L244 45H246L245 47L246 48H244V49H248L247 51H245L244 49H241V50H244L245 52H246V54L244 53L243 55H239V53L238 52H233V48H231V46L233 47L234 45H230V42H227V41H225L224 39H221L220 38V36L219 35H217L216 34V36L215 35H213L211 32H210V30H209V28L207 29V27L205 26V27H203L202 25H200V23H199V25H195L194 24V22H192V20H191V22L192 23H189V21L187 20V22H185L186 20V17L183 19V20H185L184 22H185V25H186V23H187V25L189 26L188 27V29L186 30V32H185V29L184 30H182L181 29V26L184 24V22L183 21H181L179 18V16H180V14H178L179 12L178 11H175L174 10V12L176 13V12H178V13H176V15L179 17V18H177V16L175 15V13L171 10V7H170V9L168 8V7H166L167 9L166 10H170V11H172L171 13H174V15L176 16V18L174 17L173 18V14H169V16H166V15H168V13L164 16L163 14H161V15H157L156 13V15H154V13L153 14H150V15H153L152 17L151 16H149L148 14L150 13L149 12V10L147 11V10H145L146 12H148L147 14H140V12H135V10H133L132 9V7L131 8H128V7H126V8H128V9H124V11L126 10H130L129 12H131L129 15L131 16V17H129L127 14V17H129V18H132V21H131V19H128V18H124L125 16H124V11L122 12L121 10H123V9H121L120 8V4H123L122 3V1L120 0L119 1V3H118V1H116V3H118V4H116V5H114L111 1H109V3L111 2L113 5L111 6L110 4L108 5L107 4V6L109 7V6H111V7H115V8H111V7H109V8H111L112 10L113 9H115V11L117 10L118 12V15H119V17L121 18V17H123L122 19H119V20H123V21H127L126 23H128L129 25H128V27H131L132 26V29H133V27L134 28H136V29H141V28H144V30L145 31H147L148 30V33H149V29L148 28H151V30H150V32H151V35L150 34H148V35H150L151 36V39H149L148 41L150 42V43H152V44H145V46L143 47V45L141 46V44H143L144 42H142L141 44H140V42L138 43V42H136V41H133V43L134 42H136V43H134V47H132L133 45H132V43H131V45L132 46H130V45H128V43L129 42H127V38H126V42L127 43H124V41H122V43H121V46H120V49L122 48L123 49V52H121L122 54L121 55H123V56H121L123 59V62H125V63H127L128 64V62L130 61H137L136 63H138V65L139 64H141V60H147V63H149V64H152L153 62H154V65H152L153 67H149V68H153V69H150V70H148L147 68H148V65H147V68L146 69H142V72L140 73V72H138V74H139V76H136V74H134L135 76H136V78H137V81L134 79V76H133V79L135 80V82L136 83H141V82H143V83H141V84H138V85H135L134 84V86H132L133 85V79H132V76H126L125 74H123V71H122V73H121V70H120V73H118L117 75L116 74H111L110 75V73H111V68H110V73L109 74H106L105 75V77L103 76V81H101L100 79H99V81H101V82H99L100 83V86L99 87H97V85H99V84H97L96 85V87H93L97 82V79L98 78H95L94 77V75L92 76V77H90V80H92V81H94L95 79V84L94 83H90V81H89V86H90V89H89V91H91L92 89H91V87L93 88V90L91 91V94H89L90 95V97H89V100H87V99H85V100H87V102H88V104L90 105H92L95 109H93L92 108V110L93 111H97V107L99 108H101V110H100V108H99V110L101 111V112H103V113H100V114H102V117H101V119H103L102 121H104V126H103V128H106L107 130L108 129H112L115 133H113V131L112 130H108L107 132H106V129H104L105 130V135L107 134H110L111 136H105L104 134H102V139H103V143H104V141L105 140H108V141H106L107 142V144H108V146H110V147H112V145L115 143V141L113 140V138H114V136H112L113 134L114 135H117V134H119V132H120V134L121 133H123L124 135L125 134H136L135 136H132V138H131V135L129 136L130 138L127 140V139H124V140H126L125 142H124V146H123V144H122V142H120L119 144H122V145H120V146H123V147H119L118 145L119 144H117V142L115 143L120 149H125L128 145H130V146H134V145H132V143H134L135 144V147H138V148H136V149H134L133 148V151H132V148L131 147H127L125 150L128 152V154L125 156V154L127 153L126 151H124V152H122L123 150H119L120 152H117L118 151V147L116 146V148L115 149H117V151H115V149H113L114 148V146L115 145H113V147H112V151L115 153V155L114 156H112V151H111V153L109 152L111 149H109L108 147H105V146H107V144H106V142H105V144H102L101 142H102V140H101V142H100V146L101 147H103V148H100L99 146V153L97 152V154L96 155H98L97 157H96V160L98 159V160H100L101 161V164H102V167L103 168H101V166H98V164L99 165H101L99 162H98V164H97V161L96 160H93V161H95L96 163H95V165L97 166V167H99L98 168V170L101 168L102 170L103 169H105L106 170V168H109V167H107L108 165H113L114 166V168L116 169V167L118 168L119 167V164H120V166H121V164H124L125 163V161H126V163L130 160L131 162H133V161H135V163L137 162V164L138 163H140V161L142 162V161H144V162H142V163H146L147 165H145L146 167H149L150 166V168H154L156 171H158V173L159 174H162V177H164V179H163V181H166L167 180V182H164V183H166V184H162V186L163 187H161V185L158 187V189L156 190V188H155V193L150 197V198H147V200H145V198L143 199V196L141 197V199H140V197H138L137 199H139V200H137L136 198H135V200H134V198H132V200H123V199H121V201H118V197L116 196V194L118 195V193L116 192V191H118V188H117V190L114 188L116 185H114V187H113V189H115V190H113L112 191V194L111 195H115V196H113V197H115L116 199L115 200H113V201H111V200H109L110 198L108 197V196H111V195H109V193H106L107 191L109 192L110 191V189H109V187H108V189H106V187H105V185H104V189H106L107 191L105 192V190H100L101 188L100 187H96V186H92V187H96V188H91V189H89V192L87 191L86 193H87V195L86 194H83L84 192H81L83 195H80L79 196V199H80V197H82L81 198V200L82 199H87V201L85 200V202L84 203H86L87 205H88V203H92L93 205L95 204L94 202H95V200H91L92 199V197L94 196H98V197H105L106 195H107V197L109 198L108 200H106L105 199V202H107V206H109L111 209H113V210H115V211H119V215L117 216L118 218H120V221H121V219L123 220V218L125 219L124 221H128V223H129V225L130 224H134V225H137L138 223H140V224H145V225H153V223H155V225L158 223H162V221L164 222V220H166V219H168L169 217H170V214H172L173 215V213L174 214H180L181 212H185L184 214H186V213H192V212H194V213H192V214H194V215H196L195 213H202V214H204L205 215V217L204 218H200L201 220H199L198 221V219H199V217H198V219H197V217H195L194 215V217H187L185 220H181L180 222H178L176 225L174 224L173 226H174V228L173 227H171V230H170V228L169 229H162L160 232H158V231H152V233H150L149 235L151 236V237H153V238H151V239H149V237H148V235H146V237H148V240H146V242H145V246H142V247H140L139 249H138V251H135L137 248H135V250L132 252L133 254H134V256L133 257H135L136 258V254L137 253H141V254H143L144 252H146L147 254H146V256H144L148 261H146V262H148V264H155L156 263V258H158V257H156L157 256V254L159 253V251H160V256H161V258L163 259V257L165 256V254L167 255L168 254V256L169 257H171L170 259V261H173L174 260V263L173 264H179V262L182 260V256H181V253L184 251V250H187V251H189V257H191L190 258V260H189V258H188V260L186 261L185 260V264H264V119H263V117L262 116H264V113H263V115H262V112H261V110H257L258 109V106H259V108L260 109H264V108H261L260 106H264V0H256V1H254V0H247ZM8 2H10V1H8ZM92 2H94V0H92ZM102 2V1H101ZM106 2V3H107ZM127 2V1H126ZM129 2H128V4L127 5H129V7H130V4H129ZM139 3H140V1H138ZM157 2H159V1H157ZM182 2V1H181ZM198 2V1H197ZM216 2V4H217V0L215 1ZM226 4L227 3H229V2H231V1H229V2H227V0L226 1H224ZM234 2V1H233ZM233 2H232V4H233ZM235 2H236V0H235ZM255 4H254V3ZM64 3V2H63ZM82 3V2H81ZM96 4H97V1L95 2ZM135 3H137V2H135ZM144 3V2H143ZM150 3V2H149ZM152 3V2H151ZM162 3H164V2H162ZM180 3V2H179ZM183 3H182V5H183ZM188 3V2H187ZM190 3V2H189ZM193 3V2H192ZM204 3V2H203ZM203 3H202V5H203ZM237 3V2H236ZM246 3H249V4H246ZM72 4V3H71ZM79 4H80V2H79ZM83 4V3H82ZM100 3H98V5H99ZM131 4H132V2H131ZM134 4V3H133ZM160 4V3H159ZM173 4V3H172ZM178 4V3H177ZM181 4V3H180ZM179 4V5H180ZM209 4H211V3H209ZM223 4V3H222ZM231 4V3H230ZM229 4V5H230ZM251 4V5H250ZM252 4L254 5L253 6V8H251V6H252ZM83 5H85V3L83 4ZM82 5V6H83ZM97 5V6H98ZM102 4H100V6H101ZM134 5H136V4H134ZM141 5V4H140ZM143 5V4H142ZM156 5H157V3H156ZM165 5H167V4H165ZM182 5H181V7H182ZM192 5V4H191ZM201 5V4H200ZM212 5V4H211ZM234 5V4H233ZM238 5V4H237ZM238 5V6H239ZM246 5L247 6H249L250 8H248V7H246ZM79 6V5H78ZM86 6V5H85ZM137 6H139V4L138 5H136V7ZM152 6V5H151ZM161 6V4L159 5V7ZM172 6V5H171ZM184 6V5H183ZM187 6V5H186ZM207 6V5H206ZM214 6V5H213ZM236 6V5H235ZM70 7V6H69ZM87 7V6H86ZM86 7H84V8H86ZM180 7V8H181ZM185 7V6H184ZM188 7H190V5L188 6ZM203 7V6H202ZM228 7V6H227ZM227 7H226V9H227ZM237 7V6H236ZM235 7V8H236ZM88 8H90V7H88ZM105 7H103V8H101V10H105L104 9ZM123 8V7H122ZM134 8V7H133ZM138 8V7H137ZM137 8H135V9H137ZM143 8V7H142ZM146 9L148 8V7H145ZM205 8V7H204ZM213 8V7H212ZM220 8H221V6H220ZM230 8H232V6H230ZM238 8V7H237ZM236 8V9H237ZM246 8H248V9H246ZM83 9V8H82ZM98 9H100V8H98ZM111 9H107V11L108 10H111ZM157 9V8H156ZM160 9V8H159ZM159 9H157V11L158 12H160V11H163V10H159ZM78 10V9H77ZM80 10V9H79ZM84 10V9H83ZM86 10H87V8H86ZM101 10H100V12H101ZM144 10V9H143ZM186 10H190L189 12H191V8L189 9H186ZM185 10V11H186ZM193 10V9H192ZM206 10V9H205ZM215 10H216V8H215ZM239 10V9H238ZM238 10H236V12L238 11ZM244 10H245V12H244ZM81 11V10H80ZM88 11V10H87ZM106 11V10H105ZM104 11V12H105ZM136 11H138V10H136ZM140 11V10H139ZM142 11V10H141ZM153 11H155L156 12V10H153ZM229 11V10H228ZM230 11H231V9H230ZM240 11V10H239ZM239 11L236 13L237 15H239L240 13H239ZM56 12V11H55ZM86 12V11H85ZM89 12V11H88ZM113 13H116V12H114V11H112ZM122 12V13H121ZM157 12V13H158ZM164 13H165V11H163ZM163 12H161V13H163ZM182 12H184V8H183V11ZM181 12V10H180V13H182ZM206 12V11H205ZM209 12V11H208ZM232 12V11H231ZM231 12H229L230 14V16H229V18H231L232 16L234 17V14H233V12H232V14H231ZM71 13V12H70ZM74 13V12H73ZM73 13H71V14H73ZM119 13H121V14H119ZM128 13V12H127ZM195 13V12H194ZM210 13V12H209ZM234 13H235V9H234ZM239 13V14H238ZM52 14V13H51ZM84 14V13H83ZM91 14V13H90ZM99 14V13H98ZM199 14V13H198ZM201 14V13H200ZM208 14V13H207ZM211 15H212V12L210 13ZM107 15V14H106ZM114 15V14H113ZM116 15V14H115ZM210 15V16H211ZM215 15V14H214ZM213 15V16H214ZM217 15V14H216ZM232 15V16H231ZM237 15H235L236 16V18H235V20H238V18H240V17H237ZM38 16H41V15H38ZM56 16V15H55ZM54 16V17H55ZM73 16V15H72ZM82 16V15H81ZM155 16V17H154ZM172 16V17H171ZM203 16V15H202ZM212 16V18H214ZM219 16V15H218ZM240 16V15H239ZM91 17H92V15H91ZM108 17H109V15H108ZM168 17V18H167ZM199 17V16H198ZM209 17V16H208ZM56 18V17H55ZM67 18V17H66ZM74 18V17H73ZM89 18V17H88ZM102 18V17H101ZM113 18V17H112ZM115 18V17H114ZM134 18H138V19H140V20H138L139 22H134L133 21V19ZM145 18V19H144ZM36 19V18H35ZM44 19V18H43ZM45 19H49L50 20V18H49V16H48V18H45ZM44 19V21H46ZM78 19V18H77ZM149 20V22H151V23H149V22H147V21H144V20ZM189 19V18H188ZM203 19V18H202ZM211 19V18H210ZM209 19V20H210ZM38 20H39V18H38ZM37 19H36V21H38ZM41 20V19H40ZM40 20H39V22H40ZM51 20H53V18L51 19ZM57 20V19H56ZM88 20V19H87ZM111 20V19H110ZM142 20V22H140ZM207 20V19H206ZM240 20V19H239ZM20 21V20H19ZM36 21H34V24L32 23H30V22H33V21H30V22H27V23H21V32L23 33L24 31L23 30H25V34H22V36L23 35H25L24 37H26L25 39H23L24 37H21V35L19 34V33H16L15 31H14V33H16L15 34V40H16V43L14 42V43H12L13 41H11V43H10V40L9 39H2V40H6L5 42V44H1L0 43V51L2 52V53H0V111L1 110H4V108H5V106L3 107V105L5 104V101H6V103L8 102L6 99L8 98V96H7V92H9V94H10V91L8 90L9 89V87L12 85V83H11V85H9L10 84V81H9V79H11V78H9L12 74L13 75H15V77H16V75L17 74H15V73H18V71L20 70V69H25V68H23L24 67V65L26 64V66H27V64L28 63H26V60L25 61H21V60H23L25 57H23V52L22 51H24L28 46L25 44V43H27V42H29V43H31L30 45V47H28V48H30L31 50H33L34 52L33 53H36V47H39V46H41V42H40V40L41 41H43V42H45L44 40H46V42L45 43H47V39L46 38H44V36L47 34V33H45L46 32V30L44 29V32L43 33H45L44 35H43V33H39L41 30L40 29H42V28H44L45 26L47 27V25H48V28H46V29H50V25H52V23L51 22H49L47 25H46V23H42V22H40V24H38V26L40 27L39 28V30H32V29H34L35 27H34V25H35V22ZM41 21H43V20H41ZM71 21V20H70ZM69 21V22H70ZM83 21V20H82ZM98 21V20H97ZM116 21H118V20H116ZM136 21V20H135ZM214 21V23L216 24V22H215V20H213ZM47 22V21H46ZM54 22V21H53ZM56 22H58V21H56ZM61 22V21H60ZM101 22V21H100ZM107 22H109V21H107ZM115 22V21H114ZM147 22V23H146ZM28 23H30L31 24V26L30 27H27V29L28 28H31V30L29 29V30H27L26 31V28L25 29H23L24 27H26V26H28V25H26V24H28ZM37 23V22H36ZM42 23V24H41ZM64 23V22H63ZM68 23V22H67ZM71 23H73V22H71ZM74 23H76V21L74 22ZM96 23V22H95ZM104 23V22H103ZM110 23H113V21L111 22L110 21ZM196 23H198V22H196ZM209 23V22H208ZM235 23V22H234ZM24 24H25V26H24ZM54 24V26H51V31H53V33L51 32L50 34H52L50 37H52L54 34L56 35V26L55 25H57V24H55V23H53ZM61 24V23H60ZM81 24V23H80ZM87 24V23H86ZM85 24V28H87L86 26L89 24H87L86 25ZM114 24V23H113ZM117 24H118V22H117ZM147 24H150V26L149 27H147ZM204 24V23H203ZM218 24V25H219ZM239 24V23H238ZM32 25H33V28H32ZM100 25H101V23H100ZM110 25V24H109ZM109 25H107V26H109ZM119 25H122L123 27H124V25L123 24H119ZM118 25V26H119ZM127 25V24H126ZM184 25V26H185ZM214 25V24H213ZM20 26V25H19ZM22 26H23V28H22ZM37 26V27H38ZM75 26H76V24H75ZM75 26H74V29H75ZM97 26V25H96ZM106 26V25H105ZM117 26V25H116ZM121 26V27H122ZM210 26V25H209ZM36 27V28H37ZM42 27V28H41ZM53 27H54V29H53ZM73 27V26H72ZM84 27V26H83ZM82 27V28H83ZM88 27L89 28H92V26L90 27L89 25H88ZM120 27V26H119ZM126 27V26H125ZM140 27V28H139ZM217 27V26H216ZM220 27V26H219ZM218 27V28H219ZM234 27H235V29H234ZM19 28V27H18ZM17 28V29H18ZM59 28V27H58ZM68 28V27H67ZM66 28V29H67ZM70 28V27H69ZM79 28V27H78ZM84 28V29H85ZM89 28H87V29H89ZM111 28V27H110ZM127 28V27H126ZM23 29V30H22ZM60 29V28H59ZM65 29V30H66ZM81 29V28H80ZM98 29V28H97ZM97 29H96V31H97ZM112 29V28H111ZM110 29V30H111ZM122 29H124V28H122ZM132 29L130 30V31H132ZM223 29H225V28H223ZM86 30V29H85ZM112 30H114V29H112ZM111 30V34H115V33H113L114 31H112ZM126 30V29H125ZM128 31H129V29H127ZM142 30V29H141ZM3 31V30H2ZM28 31H30L29 33H27ZM34 31V32H33ZM48 31H50V30H48ZM56 31V32H55ZM68 31H70V30H68ZM78 31H79V29H78ZM93 31V30H92ZM103 31V30H102ZM117 31H118V29H117ZM144 31V34L146 33ZM221 31V30H220ZM4 32V31H3ZM20 32V33H21ZM35 32H37L38 34H36ZM80 32H81V30H80ZM86 32V31H85ZM88 32V31H87ZM100 32V31H99ZM98 32V33H99ZM121 32H122V30H121ZM139 32L140 31H138V34H139ZM5 33V32H4ZM66 33V32H65ZM69 33V32H68ZM73 33V32H72ZM74 33H77V32H74ZM74 33H73V35H74ZM98 33H96V34H98ZM106 33V32H105ZM104 33V34H105ZM126 33V31L123 33V35ZM222 33V32H221ZM224 34H225V31L223 32ZM227 33V32H226ZM27 34V35H26ZM48 34H49V32H48ZM62 34V33H61ZM85 34H92V33H85ZM108 34H110V31L107 33V35ZM129 36H128V35ZM133 34V32L132 33H126V36L128 37V40H129V37H131V35ZM228 35H229V33H227ZM3 35V34H2ZM2 35H0L1 37H3ZM14 35V34H13ZM40 36V38H41V35L43 36V38H44V40L43 39H40V38H38V36ZM54 35V36H55ZM59 35V34H58ZM67 34H65V36H66ZM101 35H103V33L101 34ZM134 35V34H133ZM223 35V34H222ZM5 36V35H4ZM104 36V35H103ZM106 36V35H105ZM109 36V35H108ZM117 36V35H116ZM125 36V37H126ZM143 36H145V35H143ZM142 36V37H143ZM230 36H231V34H230ZM233 36H231V37H233ZM9 37V36H8ZM7 37V38H8ZM12 37V36H11ZM46 37L48 38V35H46ZM77 37V36H76ZM85 37V36H84ZM92 37V36H91ZM102 37V36H101ZM110 37V36H109ZM132 37H134V36H132ZM149 37V36H148ZM153 37V38H152ZM56 38H58V36H56ZM60 38V37H59ZM97 38H99V37H97ZM103 38V37H102ZM146 38V37H145ZM225 39L227 38V36L226 37H224ZM1 39V38H0ZM13 39V40H14ZM40 39V40H39ZM80 39V38H79ZM85 39V38H84ZM88 39V38H87ZM92 39V38H91ZM125 39V38H124ZM134 39V38H133ZM132 39V40H133ZM229 40L231 39V38H228ZM239 39V40H240ZM70 40V39H69ZM86 40V39H85ZM102 40H104V39H102ZM110 38H109V43H110ZM113 40V39H112ZM115 40V39H114ZM123 40V39H122ZM143 40H145L144 39V37H143ZM227 40V39H226ZM73 41V40H72ZM78 41V40H77ZM76 41V42H77ZM81 41H82V39H81ZM97 41V42H96ZM95 42L97 43V44H101L102 43V41H101V39H99V40H96ZM105 41H107V40H105ZM130 41V40H129ZM155 41V42H154ZM232 41H234V40H232ZM237 41V40H236ZM40 42V43H39ZM59 42V41H58ZM108 42V41H107ZM106 42V43H107ZM117 42V41H116ZM130 42H132V41H130ZM240 42V41H239ZM3 43V42H2ZM28 43V44H29ZM82 43V42H81ZM95 43V44H96ZM105 43V42H104ZM153 43L155 44L154 46H153ZM234 43V42H233ZM43 44V43H42ZM61 44H63V43H61ZM96 44V47L95 48H99L100 46L99 45H97ZM135 44H136V46H135ZM157 44V45H156ZM160 44L162 45V47H160ZM164 44V45H163ZM235 44V43H234ZM47 45V44H46ZM50 45V44H49ZM93 45H94V43H93ZM102 45V44H101ZM166 45V46H165ZM237 45V44H236ZM235 45V46H236ZM241 45V44H240ZM4 46V47H3ZM44 46V45H43ZM69 46V45H68ZM92 46V45H91ZM98 46V47H97ZM109 46V45H108ZM156 46H159L158 48L159 49H157V47ZM163 46H165V50H164V47ZM238 46V45H237ZM36 49H35V48ZM45 47V46H44ZM47 47V46H46ZM49 47H51V46H49ZM56 47H59V45L57 46H55V49H56ZM72 47V46H71ZM110 48L112 47L111 45L109 46ZM154 47V48H153ZM239 47H241V46H239ZM238 47V48H239ZM41 48V47H40ZM39 48V50H41ZM107 48V47H106ZM105 48V49H106ZM110 48H107V49H110ZM235 48V47H234ZM237 48V47H236ZM237 48V49H238ZM242 48V47H241ZM21 49V50H20ZM35 49V50H34ZM43 49V48H42ZM47 49V48H46ZM101 49H103V48H101ZM100 49V50H101ZM112 49H114V45H113V48ZM111 49V52L109 53L110 54V56L112 57H115L116 55H119L120 53H118V51H119V48L117 49V50H115L114 49V51ZM237 49H235V50H237ZM240 49V48H239ZM238 49V50H239ZM27 51H29L28 49H26ZM39 50H37V51H39ZM57 50H58V48H57ZM62 50V49H61ZM60 50V51H61ZM88 50V49H87ZM99 50V51H100ZM161 50H164V51H161ZM241 50H239V52H241ZM47 51V50H46ZM45 51V52H46ZM51 51V50H50ZM54 51V50H53ZM56 51V50H55ZM55 51H54V53H55ZM84 51V50H83ZM40 52H43L42 50L40 51ZM57 52H59V50L57 51ZM75 52V51H74ZM90 52V51H89ZM93 52V51H92ZM101 52H102V50H101ZM104 52V51H103ZM108 52L109 51H107L105 54L108 56L109 54H108ZM115 52V53H114ZM188 52V54L186 55V56H188V55H190V54H193L194 56H195V59L193 60V62H189L190 63V67H188L189 66V64H188V61H189V59H188V61H187V66H181L182 64V62L180 63V64H177V63H175V62H173V60L174 59H180L179 57H177L178 55L182 58L183 56H181V53H187ZM25 53V52H24ZM31 54H32V52H30ZM29 53V54H30ZM118 53V54H117ZM190 53V54H189ZM26 54V53H25ZM29 54L27 53V57H29ZM37 54H38V57H35L36 59L37 58H39V57H42L43 55H44V52H43V55H42V53L40 54L39 52H37ZM36 54V55H37ZM42 55V56H40V55ZM50 53H48L47 55H49ZM93 54V53H92ZM112 54H115V55H112ZM52 55V54H51ZM50 55V56H51ZM54 55V54H53ZM55 55H57V54H55ZM85 55V54H84ZM26 56V55H25ZM63 56H64V54H63ZM66 56V55H65ZM65 56H64V58H65ZM69 56V55H68ZM59 57V56H58ZM77 57V56H76ZM90 57V56H89ZM116 57H120V55L119 56H116ZM115 57V58H116ZM120 57V58H121ZM203 57V58H202ZM204 57H206V58H209L210 60H208V59H206V58H204ZM23 58V59H22ZM34 58V59H35ZM44 58V57H43ZM55 58H56V56H55ZM64 58H62L63 60H64ZM103 58H106V57H102L101 59H103ZM114 58V59H115ZM25 59H27V58H25ZM35 59V60H36ZM42 59V58H41ZM47 59H49L48 57H47ZM52 59H53V57H52ZM92 59V58H91ZM150 59V60H149ZM185 59H187L185 56H184V60ZM200 59H205L206 61H207V63L209 64V62H210V64H213V65H215L216 67H218V69L219 70H216V69H214V72L213 71H211L212 72V74H211V76H210V74H208V72H205L204 70L206 69L205 68V66H202L201 67V70L199 69L200 68V66L198 65V63L196 62V61H198V60H200ZM29 60V59H28ZM27 60V61H28ZM32 60V59H31ZM55 60V59H54ZM58 60V59H57ZM81 60V59H80ZM84 60V59H83ZM151 60H154V61H152V62H150ZM34 61V60H33ZM40 61H42V60H40ZM47 61V60H46ZM56 61V60H55ZM60 61H62V60H58V62H60ZM90 61V60H89ZM92 61V60H91ZM94 61V60H93ZM116 61H117V59H116ZM118 61H120V60H118ZM139 61V62H138ZM175 61V60H174ZM178 61V60H177ZM181 61V60H180ZM182 61H183V59H182ZM205 61V62H206ZM209 61V62H208ZM25 62V64L24 65H22V63H24ZM29 62H30V60H29ZM48 62V61H47ZM50 62V61H49ZM57 62V63H58ZM84 62V61H83ZM98 62V61H97ZM143 62V61H142ZM34 63V62H33ZM36 63V62H35ZM44 63V62H43ZM56 63V64H57ZM64 63V62H63ZM38 64V63H37ZM37 64H36V66H37ZM47 64V63H46ZM66 64V63H65ZM112 64H114V63H112ZM132 64V63H131ZM184 64H185V61H184ZM30 65H32L31 64V62H30ZM47 65H50V64H47ZM47 65H45V66H47ZM53 65V64H52ZM123 65V64H122ZM142 65V64H141ZM144 65V64H143ZM169 65V67H167ZM20 66H21V68H20ZM23 66V67H22ZM35 66V68H39V66H37L36 67ZM44 66V68H46ZM55 66V65H54ZM64 66V65H63ZM83 66V65H82ZM107 66V65H106ZM124 66V65H123ZM129 66V65H128ZM207 66V65H206ZM212 66V65H211ZM215 66H213V68L215 67ZM51 67V66H50ZM53 67V66H52ZM61 67H62V65H61ZM86 67V66H85ZM116 67V66H115ZM163 67V68H162ZM174 67H176V70H177V67H178V72H175L176 70H175V68ZM210 67V66H209ZM246 67V69L247 68H252V69H255V70H257V72L255 73L254 71V74L252 73V75H249L247 72H245L246 73V75H244L245 73H244V71H243V74H242V71H240V72H238V70H240L241 68H245ZM125 68V67H124ZM139 68H141V66L139 67ZM139 68H137V69H139ZM145 68V67H144ZM222 68V69H221ZM225 68V69H224ZM33 69V68H32ZM55 69V68H54ZM86 69V68H85ZM114 69V68H113ZM135 69V68H134ZM208 69H210V68H208ZM238 69V70H237ZM27 70V69H26ZM31 70V69H30ZM34 70V69H33ZM41 70V69H40ZM63 70H65L64 68H63ZM74 70V69H73ZM179 70H180V72H179ZM24 71V70H23ZM23 71H19L20 73H18V75L19 76H22L21 74H24L23 73ZM32 71V70H31ZM54 71V70H53ZM60 71V70H59ZM62 71V70H61ZM138 71V70H137ZM204 71V72H203ZM29 72V71H28ZM113 72V71H112ZM119 72V71H118ZM132 72V71H131ZM130 72V73H131ZM26 73V72H25ZM37 73V72H36ZM38 73H39V70H38ZM42 73V72H41ZM52 73H55V72H52ZM64 73V72H63ZM90 73V72H89ZM115 73V72H114ZM116 73H117V71H116ZM171 73V74H170ZM173 73V74H172ZM27 74L28 73H26L25 75L27 76ZM33 74V73H32ZM32 74H30V75H32ZM66 74V73H65ZM71 74V73H70ZM95 74V73H94ZM132 74V75H133ZM251 74V73H250ZM29 75V76H30ZM67 75V74H66ZM95 75H97V74H95ZM108 75H109V77L111 78V79H109L108 78ZM115 75V76H114ZM128 75V74H127ZM193 75V76H192ZM194 75L196 76V78L194 77ZM26 76H25V79H26ZM34 76H36V75H34ZM34 76H31V78L32 77H34ZM40 76V75H39ZM52 76H53V74H52ZM68 76V75H67ZM97 76H100V75H97ZM106 76H107V78H106ZM185 77L186 79L190 76V80L193 78H195L197 81H199V82H201V81H203L204 80V82H209V83H207L208 85H210L209 87H210V90H208L207 88V90H206V92L207 91H209V92H211V93H208V94H211V98H213V99H215V97L216 98H219V100H220V98L221 99H224V98H226L227 100H228V98H229V100H231L232 102H233V110L235 111V113H233L232 112V114H231V112H226V116H223L224 118L223 119H225L226 118V120H224V121H221L220 122V120L218 121V122H220V123H225V124H223V125H225L224 127H221V129H222V131L224 132V134L222 133V131L217 127V126H215V124H214V122H215V119H212V121L210 120V122L211 123H213V124H208L209 125V128L207 127L206 129H210V127L212 128V127H214V129L213 130H215L216 132L218 131V134H222V136H219V137H217L216 138V135L217 134H215L213 131H211L212 132V134H211V132L210 131H208L207 130V132H205L206 131V129H205V131H204V129L202 130V125L203 124H207V117H206V115H210L211 116V114L209 113L210 111H208V109L205 111V112H207L208 111V114H201L200 112V114H201V116H198V118L196 117V113L194 114V112H196L195 110H197V108H199L201 105H200V101H198L199 103H198V106L199 107H196V105L197 104H195L193 107L191 106V98L190 99H188L187 101H184V104H183V102H182V104L183 105H187V106H191L193 109H191L192 111H193V114L195 115V116H193V115H191L192 114V111H191V116H193V117H195L196 119V121L194 120L192 123H194L193 125H191L192 127H191V129L192 130H190V131H192V132H194V134L196 135V142L200 145V149H201V151H202V154H203V156H202V158H201V160L199 161V159H200V157L199 158H197V157H194V159H193V157H189V156H185V155H181L180 157H184L185 156V160H184V162H183V160L182 159H180L181 161H182V163H180V165L179 166H174L172 163H171V161H172V159H174V157H172V155L171 154H169V152L167 153L166 151H165V149H161L162 151L164 150L165 151V153H164V155H162V153L164 152H162V153H159V155L158 154H156V153H158V151H159V149L157 150L156 148H155V146H153V145H155V143H154V141L156 142V140L157 139H159L160 140V138H157L156 140L155 139H153L152 137H149L150 136V133H151V131H149L150 133H146V129H147V127H145L146 125H147V119H145V117L147 118L148 116H149V118H151V120L148 118V122L150 123L151 121H153V118H154V116H155V114L154 113H151V114H153L154 116H152V115H149V113L150 112H152V111H150L149 110V108H148V103L149 102H151V101H154V102H158L157 104H159L160 105V107L161 106H163L164 104H162L161 105V103L164 101L163 100V98H165L164 96L166 95V93L167 92H169V89H171L170 87H172L171 85H173V84H176V81L177 80H180V81H182V82H180V83H183V82H187V85H188V82H190L189 81V79H188V81H186V79L184 78V80L185 81H183V78L182 77ZM11 77H14V76H11ZM22 77H24V76H22ZM48 77H50V76H48ZM71 77V76H70ZM93 77H94V80H93ZM192 77V78H191ZM210 77H212V80H210ZM18 78H20V77H17V79ZM37 76H36V79L35 78H33V79H35V81L37 80ZM41 78H42V76H41ZM104 78H106V79H109L111 82H109L110 84H115L116 85V82L118 83V86L120 85V88L118 87V86H116V87H118V88H113V86H111V85H108V84H106L105 83V80L106 79H104ZM181 78H182V80H181ZM198 78V79H197ZM199 78H201L202 80L200 81V79ZM221 78V79H220ZM16 79V80H17ZM23 78H21V80H22ZM48 79V78H47ZM128 79V80H127ZM192 79V80H193ZM220 79V81H218ZM20 80V81H21ZM24 80V79H23ZM45 80V79H44ZM72 80V79H71ZM109 80H106V81H109ZM116 80V81H115ZM196 80H194L195 82L194 83H197V85L199 84ZM206 80V81H205ZM222 80V81H221ZM20 81H19V83H20ZM27 82L29 81V80H26ZM47 81H49V79L47 80ZM53 81V80H52ZM78 81H80V80H78ZM77 81V82H78ZM85 81V80H84ZM38 82H39V78H38ZM50 82V81H49ZM83 82V81H82ZM178 82V81H177ZM193 82V81H192ZM192 82H190V83H192ZM15 83V82H14ZM17 83V82H16ZM41 83V82H40ZM45 83V82H44ZM43 83V84H44ZM51 83V82H50ZM56 83V82H55ZM106 84V86L107 87H109V86H111V88L110 89H113V91L112 92H110V94L108 93L106 96H107V98H111V100L113 101V100H115L114 102H112L111 101V103L110 102H108V100L110 101V99H108V100H106L105 99V97H103L101 100H100V98L103 96V93L105 94L106 93V91H104V92H102V90H103V87H101L102 86V84ZM194 83H192V88H191V85L189 84V86H185V87H189V88H191V90L190 91H194L195 90V92H196V87H195V89H193L194 88V86L196 85H194L193 86V84ZM202 83V82H201ZM200 83V84H201ZM18 84V83H17ZM22 84V83H21ZM36 84V83H35ZM38 84V83H37ZM43 84H40L41 85V88H42V85ZM48 84V83H47ZM70 84V83H69ZM68 84V85H69ZM199 84V85H200ZM205 84V83H204ZM203 84V85H204ZM16 85V84H15ZM14 85V86H15ZM23 85H25V87L24 88H26V86H29V85H26V84H23ZM23 85H21V86H23ZM32 85H33V83H32ZM39 85V86H40ZM45 85V84H44ZM53 85V84H52ZM67 85V84H66ZM114 85V86H115ZM182 85V84H181ZM180 85V86H181ZM183 85H185V84H183ZM182 85V86H183ZM213 85V87L215 88V90L213 91V89L211 88V86ZM21 86H18V87H21ZM38 86V87H39ZM51 86V85H50ZM54 86V85H53ZM131 86L132 87H134V89H131ZM179 86V87H180ZM206 86V85H205ZM30 87V86H29ZM34 87V86H33ZM37 87V86H36ZM37 87V88H38ZM45 87H48V85H46ZM54 87H56V85L54 86ZM68 87V86H67ZM102 89H101V88ZM175 87V86H174ZM177 87H178V85H177ZM184 87V86H183ZM182 87V88H183ZM200 87H201V85H200ZM203 87V86H202ZM16 88V87H15ZM14 88V89H15ZM32 88V87H31ZM44 88V87H43ZM51 88H52V86H51ZM96 88H100V90H101V92L100 91H95L94 89H96ZM104 88H106V87H104ZM187 88H185V90L187 89ZM222 88H224V89H226V90H224V89H222ZM12 89V88H11ZM10 89V90H11ZM22 89H23V87H22ZM30 89V88H29ZM34 89H35V87H34ZM97 89V90H98ZM106 89H108V88H106ZM205 89V88H204ZM44 90H46V89H44ZM68 90V89H67ZM105 90V89H104ZM189 90H187L186 92L187 93H189L190 94V92H189ZM199 90H200V88H199ZM203 90V89H202ZM202 90H200V91H202ZM228 90V91H227ZM16 91H17V89H16ZM19 91V90H18ZM17 91V92H18ZM26 91V90H25ZM24 91V92H25ZM30 91V90H29ZM35 91V90H34ZM42 91V90H41ZM69 91V90H68ZM177 91H178V89H177ZM200 91H198L199 93H200ZM38 92H40L39 90H38ZM44 92V91H43ZM50 92V91H49ZM49 92H47V94L49 93ZM71 92V91H70ZM73 92V91H72ZM82 92V91H81ZM114 92V93H113ZM173 92H174V90H173ZM181 92V94H182V91H180ZM180 92H179V94H180ZM13 93L15 94L16 92L15 91H13ZM27 93H28V91H27ZM35 93H36V91H35ZM74 93H75V91H74ZM80 93V92H79ZM113 95H112V94ZM201 93H203V92H201ZM200 93V94H201ZM31 94V93H30ZM29 94V95H30ZM76 94V93H75ZM101 94V95H100ZM174 94H175V92H174ZM173 94V95H174ZM192 94V93H191ZM207 94V95H208ZM11 95H12V93H11ZM22 95V94H21ZM33 94H31V96H32ZM44 95V94H43ZM79 95V94H78ZM85 95V94H84ZM84 95L82 96H80V97H83V98H85V97H88V96H85L84 97ZM87 95V94H86ZM109 95H110V97H109ZM199 95V94H198ZM198 95H194L195 97H193L192 95H191V97H193L195 100L199 97ZM202 95V94H201ZM230 95V96H229ZM13 96V95H12ZM24 96V95H23ZM27 96V95H26ZM37 95H34V96H32V98L33 97H35L36 99H39L40 98V96H41V94H40V96L38 97H36ZM77 96V95H76ZM105 96V95H104ZM117 96V97H116ZM171 96V95H170ZM180 96H182V95H180ZM186 97L187 96V98H188V95L186 94V95H183L182 97ZM196 96H197V98H196ZM210 96V95H209ZM10 97V96H9ZM19 97V96H18ZM57 97H59V96H57ZM79 96L76 98V100L78 99V101H76L77 103L82 99V98H80ZM114 97V98H113ZM116 97V98H115ZM182 97H179L178 96V98H179V100H183L182 99ZM184 97V98H185ZM224 97V98H223ZM25 98V97H24ZM29 98H31L30 96H29ZM48 98L49 97H46V99H47V101H48ZM61 98V97H60ZM98 98H99V100H98ZM174 98V97H173ZM172 98V99H173ZM176 98V97H175ZM201 98V97H200ZM205 98V97H204ZM203 98V99H204ZM210 98V99H211ZM255 99L254 100V102H256L257 103V109H255L254 108V102H253V99ZM12 99V98H11ZM16 99V98H15ZM20 99V98H19ZM26 99V98H25ZM28 99V98H27ZM50 99V98H49ZM57 99V98H56ZM72 99V98H71ZM80 99V100H79ZM171 99V98H170ZM194 99H192L193 100V102H192V105H193V103L194 102H196ZM206 99V98H205ZM18 99H16L15 101H16V104H17V102L19 101H17ZM21 100V99H20ZM24 100V99H23ZM31 100H35V99H31ZM63 100V99H62ZM61 100V101H62ZM107 102L106 104H108V106H105L106 108H104V105H105V102ZM132 100H134V102L135 101H137V102H133ZM185 100V99H184ZM198 100H200V99H198ZM207 100V99H206ZM216 100V99H215ZM225 100V99H224ZM228 100V103L230 102ZM26 101V100H25ZM28 102H30L29 101V99L27 100ZM37 101V100H36ZM46 101V100H45ZM52 101H53V99H52ZM70 101V100H69ZM166 101V100H165ZM191 101V102H190ZM202 101V100H201ZM205 101V100H204ZM210 101V100H209ZM214 100H212V102H213ZM221 101V100H220ZM40 102V101H39ZM38 102V103H39ZM55 102V101H54ZM59 102H60V100H59ZM73 102H74V98H73ZM103 102H104V104H103ZM116 102V103H115ZM131 102V103H130ZM133 102V103H132ZM161 102V103H160ZM170 102V101H169ZM173 102H175V100L173 101ZM172 102V103H173ZM203 102V101H202ZM206 102V101H205ZM204 102V103H205ZM211 102V103H212ZM215 102V101H214ZM13 103V102H12ZM37 103V104H38ZM45 103V102H44ZM57 103H58V101H57ZM56 103V104H57ZM83 103V102H82ZM96 103H99V104H101V106H99V104H98V106L96 105ZM109 103L111 104V105H113V103L114 104H117L118 105V108L116 107V105L115 106H113V107H110L109 106ZM136 103H138V104H140V105H138V104H136ZM142 103H143V105H142ZM152 104H153V102H151ZM171 103V104H172ZM197 103V102H196ZM219 103V102H218ZM252 103H254L253 105L254 106H252ZM20 104H21V102H20ZM20 104H18L17 106H19ZM25 104V103H24ZM29 104V103H28ZM33 104V103H32ZM36 104V105H37ZM46 104V103H45ZM52 104V103H51ZM54 104V103H53ZM67 104V103H66ZM70 104V103H69ZM72 104V103H71ZM70 104V105H71ZM147 104V105H146ZM155 104V103H154ZM177 104H178V102H177ZM179 104H180V102H179ZM178 104V105H179ZM181 104V105H182ZM203 104V103H202ZM208 104V103H207ZM215 104V103H214ZM217 104V103H216ZM215 104V105H216ZM14 105H15V103H14ZM14 105H12V106H14ZM23 105V104H22ZM30 105V104H29ZM35 104H33L31 107H33ZM42 105H43V103H42ZM42 105H41V108H42ZM59 105V104H58ZM61 105H62V103H61ZM77 105V104H76ZM83 105V104H82ZM150 105V104H149ZM168 105H169V103H168ZM173 105V104H172ZM182 105V106H183ZM204 105V104H203ZM202 105V106H203ZM24 106V105H23ZM60 106V105H59ZM67 106V105H66ZM81 106V105H80ZM135 106V107H134ZM152 106V105H151ZM205 106V105H204ZM212 106H213V103H212ZM25 107V106H24ZM30 107V108H31ZM38 107V106H37ZM39 107H40V105H39ZM45 107V106H44ZM48 107H51V105L49 104L48 105ZM76 107V106H75ZM107 107H109V108H111L112 109V111H115V112H117V113H115V112H113L112 113V111L111 110H109ZM150 107V106H149ZM155 107V106H154ZM178 108H179V106H177ZM177 107H175V108H177ZM195 107V108H194ZM210 107V106H209ZM216 107V106H215ZM1 108H3V109H1ZM14 109H15V107H13ZM26 108V107H25ZM61 108V107H60ZM170 108V107H169ZM206 108V107H205ZM204 108V109H205ZM211 108V107H210ZM222 108V107H221ZM231 108V107H230ZM12 109V108H11ZM33 109V108H32ZM32 109H29V111L30 110H32ZM35 109V108H34ZM56 109H57V105H56ZM78 109H79V107H78ZM114 109V110H113ZM154 109V108H153ZM161 108H159L158 106H157V109L155 108V112L157 113V111L159 112V110H160ZM164 109V108H163ZM162 109V110H163ZM181 109H182V111H184L183 110V108L181 107ZM185 109V108H184ZM215 109V108H214ZM236 109V110H235ZM6 110V109H5ZM4 110V111H5ZM13 110V109H12ZM23 110H27V109H23ZM91 110V111H92ZM108 110L110 111V112H108ZM132 110H134V111H132ZM136 110L139 112H142L143 111V113H138V114H135L134 112H136ZM170 110H172V109H170ZM188 110V109H187ZM190 110V109H189ZM200 110V109H199ZM202 110V109H201ZM233 110H230V111H233ZM15 111V110H14ZM13 111V112H14ZM32 111H34V110H32ZM71 111V110H70ZM73 111V110H72ZM85 111V110H84ZM128 111H131V113L129 112V114H128ZM164 111V110H163ZM180 111V110H179ZM182 111H180V114H177V116H180L179 118L181 119L180 121H182V124H181V126L183 125V121H186V122H188L187 120L189 119V122H191V120L192 119H190V117H189V115H187V114H189L190 113V111H187V112H189V113H187V114H185L186 112H182ZM25 112V111H24ZM27 113H29L28 112V110L26 111ZM25 112V113H26ZM31 112V111H30ZM98 112V111H97ZM214 111L212 110L211 111V113L212 114H214L213 113ZM1 113V112H0ZM4 113H6V112H4ZM4 113H3V115H4ZM37 113V112H36ZM86 113V112H85ZM111 113L112 114H114V116L113 115H111ZM125 115H124V114ZM162 113H164V112H162ZM172 113H173V111H172ZM171 113V116L173 115ZM198 113V112H197ZM219 113V115H220V112H218ZM225 113V112H224ZM231 115H230V114ZM2 114V113H1ZM14 114V113H13ZM29 114H31V113H29ZM28 114V115H29ZM79 114V113H78ZM95 114V113H94ZM104 114V115H103ZM106 114V115H105ZM116 114V115H115ZM127 114V115H126ZM135 116H133V115ZM148 114V115H147ZM176 114V113H175ZM227 114H229L228 116H227ZM27 115V116H28ZM38 115V114H37ZM93 115V114H92ZM147 115V116H146ZM158 115H159V113H158ZM157 115V116H158ZM163 115V117L166 115V113L165 114H162ZM167 115H169V114H167ZM199 115V114H198ZM215 115H217V114H214V116ZM262 115V116H261ZM5 116H6V114H5ZM12 116V115H11ZM32 116V115H31ZM31 116L29 117V118H31ZM78 116V115H77ZM87 116V115H86ZM95 116V115H94ZM93 116V117H94ZM137 116H140V117H138V119L139 118H142L143 117V119L142 120H138V119H135V118H137ZM151 116V117H150ZM156 116V118H158V119H160L159 117H157ZM160 116H161V114H160ZM177 116H172V117H176L177 118ZM213 116V115H212ZM213 116V117H214ZM13 117V116H12ZM16 117V116H15ZM126 117V118H125ZM166 117V116H165ZM189 117V118H188ZM200 117V118H199ZM213 117H209V119L210 118H213ZM220 117H222V115L220 116ZM8 118V117H7ZM36 118V117H35ZM35 118H33V121H34V119ZM37 118H38V116H37ZM77 118V117H76ZM128 118H129V120H128ZM178 118V119H179ZM192 118V117H191ZM215 118V117H214ZM217 118H219V116L217 117ZM216 118V119H217ZM2 119V118H1ZM12 119V118H11ZM40 119V118H39ZM56 119V118H55ZM80 119V118H79ZM86 119V118H85ZM165 119V118H164ZM163 119V120H164ZM167 119V118H166ZM165 119V120H166ZM177 119V120H178ZM198 119V120H197ZM205 121H204V120ZM208 119V120H209ZM17 120V119H16ZM15 120V121H16ZM28 120V119H27ZM30 120H32V119H30ZM30 120H28V122L30 121ZM89 120H91V119H89ZM128 120V121H127ZM155 120V119H154ZM161 120H162V116H161ZM176 120V119H175ZM12 121H14V120H12ZM11 121V122H12ZM15 121H14V123H15ZM100 121V120H99ZM102 121H100V122H102ZM158 121V120H157ZM173 121V120H172ZM205 122V123H203L202 124V122ZM217 121V120H216ZM10 122V123H11ZM40 122V121H39ZM38 122V123H39ZM44 122V121H43ZM77 122V121H76ZM86 122V121H85ZM168 122V121H167ZM33 123V122H32ZM35 123V122H34ZM33 123V124H34ZM41 124H42V122H40ZM49 123V122H48ZM47 123V124H48ZM75 123V122H74ZM78 123V122H77ZM88 123V122H87ZM91 123V122H90ZM107 123H109V125L107 124ZM156 123V122H155ZM170 123H171V121H170ZM185 123V122H184ZM191 123V124H192ZM217 123V122H216ZM12 124H13V122H12ZM44 124V123H43ZM96 124V123H95ZM103 124V123H102ZM106 124H107V126H106ZM143 124H146L145 126H143ZM179 124V127H180V123H178ZM177 124V125H178ZM188 124V123H187ZM14 125V124H13ZM35 125V124H34ZM33 125V126H34ZM38 125V124H37ZM77 125V124H76ZM86 125V124H85ZM151 125V124H150ZM176 125V126H177ZM190 125V124H189ZM217 125H218V123H217ZM221 125V124H220ZM15 126V125H14ZM75 126V125H74ZM93 126V125H92ZM102 126V125H101ZM148 126V125H147ZM158 126L159 127H161L162 126V124H161V126H160V124H158ZM158 126H156V127H158ZM170 126V125H169ZM183 126H185V125H183ZM39 127H40V124H39ZM45 127V126H44ZM72 127V126H71ZM108 127V128H107ZM140 127V128H139ZM172 127H173V125H172ZM178 127V126H177ZM201 127V128H200ZM204 128H205V125L203 126ZM216 127L218 128V129H216ZM220 127V126H219ZM43 128V127H42ZM74 128V127H73ZM78 127H76L75 129H77ZM87 128V127H86ZM90 129H91V127H89ZM149 128V127H148ZM150 128H151V126H150ZM154 128H155V125H154ZM163 128H165V126L163 127ZM167 128V127H166ZM169 128V127H168ZM167 128V129H168ZM181 128V127H180ZM186 128H188V126H186ZM36 129H37V126H36ZM47 129V128H46ZM178 129V128H177ZM176 129V130H177ZM197 129H200V133H201V131H202V133L200 134L198 131L199 130H197ZM39 130V129H38ZM48 130V129H47ZM46 130V131H47ZM51 130V129H50ZM49 130V131H50ZM87 130V129H86ZM85 130V131H86ZM126 130H128V131H126ZM150 130V129H149ZM152 130L154 131V129L152 128ZM159 130V129H158ZM161 130V129H160ZM169 130H170V128H169ZM180 130V129H179ZM48 131V132H49ZM85 131H83V132H85ZM101 131V130H100ZM119 131V132H118ZM124 131V132H123ZM166 131V130H165ZM165 131H163V132H165ZM173 131V130H172ZM185 131H186V129L185 128H183V130H181V131H179L180 132V134H184V136H185ZM77 132H78V130H77ZM86 132H88V130L86 131ZM99 132V131H98ZM187 132V134L186 135H188V134H190V133H188V130L186 131ZM206 134H205V133ZM210 132V133H209ZM220 132V133H219ZM39 133V132H38ZM45 133V132H44ZM43 133V134H44ZM50 133H51V131H50ZM49 133V134H50ZM100 133V132H99ZM209 133V134H208ZM48 134V133H47ZM76 134H78V133H76ZM145 134H148V135H145ZM152 134H153V132H152ZM168 134V133H167ZM170 134V133H169ZM173 134H175V132L173 133ZM173 134H170V135H173ZM179 134V133H178ZM192 134V133H191ZM229 135V139H228V135ZM87 135V134H86ZM105 137H104V136ZM181 135V136H182ZM213 136V137H210V136ZM37 136V135H36ZM46 136H50V135H46ZM45 136V137H46ZM118 136V135H117ZM136 136H137V141L135 140L136 139ZM159 136V135H158ZM190 136V135H189ZM38 137V136H37ZM45 137H44V139H45ZM87 137V136H86ZM91 137V136H90ZM105 139H104V138ZM108 137V138H107ZM109 137L113 140V142L112 141H110L109 142ZM121 137H124V136H121ZM127 137V136H126ZM126 137H124V138H126ZM161 137V136H160ZM173 137V136H172ZM193 137V136H192ZM36 138V137H35ZM135 138V139H134ZM153 140H152V139ZM180 138V137H179ZM178 138V139H179ZM184 138V137H183ZM190 138V137H189ZM228 140H227V139ZM37 139V138H36ZM110 139V140H111ZM114 139H116L117 141H118V139L115 137ZM176 139V138H175ZM181 139V138H180ZM225 139V140H224ZM84 140V139H83ZM82 140V141H83ZM132 140V141H131ZM170 140V139H169ZM192 140V139H191ZM38 141V140H37ZM41 141V140H40ZM90 141V140H89ZM130 141L132 142V143H130ZM158 141V140H157ZM162 141H164V140H162ZM171 141H172V139H171ZM183 141V140H182ZM186 141V140H185ZM185 141H183V142H185ZM222 141H225V143H222ZM98 142V143H99ZM109 142V143H108ZM119 142V141H118ZM138 142V143H137ZM159 142V141H158ZM157 142V143H158ZM165 142H166V140H165ZM165 142H163V143H165ZM168 142V141H167ZM178 142H179V140H178ZM188 142V141H187ZM37 143V142H36ZM41 143V142H40ZM92 143V142H91ZM111 143V144H110ZM126 143V144H125ZM127 143H130V144H127ZM136 143H137V146H136ZM156 143V144H157ZM161 143V142H160ZM160 143H159V145H160ZM169 143V142H168ZM190 143V142H189ZM192 143V142H191ZM140 146H139V145ZM166 144V143H165ZM196 144V143H195ZM43 145V144H42ZM127 145V146H126ZM158 145V144H157ZM162 145V144H161ZM179 145H181V144H179ZM184 145H186L185 143H184ZM184 145H183V148H184ZM193 145H194V143H193ZM40 146V145H39ZM38 146V147H39ZM85 146V145H84ZM87 146V145H86ZM164 146V145H163ZM178 146V145H177ZM176 146V148H178ZM187 146V145H186ZM196 146V145H195ZM156 147H158V146H156ZM199 147V146H198ZM104 148L106 149V150H104ZM109 149V153H107L106 151ZM129 148V149H128ZM165 148H166V146H165ZM182 148V147H181ZM194 148V147H193ZM196 148V147H195ZM35 149V148H34ZM38 149V148H37ZM101 149H103V151L101 150ZM157 150V152H155L156 150ZM173 149H174V147H173ZM180 149V148H179ZM178 149V150H179ZM187 149V148H186ZM199 149V150H200ZM166 150H167V148H166ZM176 150V149H175ZM177 150V151H178ZM185 150V149H184ZM188 150V149H187ZM193 150V149H192ZM197 150V149H196ZM102 151V152H101ZM129 151H131V152H133L132 154L130 153L129 154ZM168 151V150H167ZM170 152H171V148H170V150H169ZM172 152H174L173 150H172ZM171 152V153H172ZM176 152V151H175ZM174 152V153H175ZM184 152V151H183ZM198 152V151H197ZM100 153H102L101 155H99ZM122 153V154H121ZM123 153H125L124 155H123ZM153 153L154 154H156V156L155 155H153ZM167 153V154H166ZM173 153V154H174ZM186 153V152H185ZM184 153V154H185ZM192 153V152H191ZM87 154V153H86ZM178 154H179V152H178ZM183 154V153H182ZM196 154V153H195ZM89 155V154H88ZM87 155V159L86 160H88L89 159V156ZM95 155V156H96ZM108 155L109 156H112V159H113V157H114V159H113V163H111L110 161L112 160V159H110V157H108ZM120 155V156H119ZM132 155V156H131ZM187 155V154H186ZM191 155V154H190ZM197 155H198V153H197ZM200 155V154H199ZM174 156V155H173ZM178 156V155H177ZM192 156V155H191ZM196 156V155H195ZM80 157V156H79ZM84 157V156H83ZM92 157V156H91ZM105 157H106V159H105ZM107 157H108V159H107ZM117 157V158H116ZM124 157V158H123ZM125 157H129V159H127V158H125ZM119 158V159H118ZM106 160V161H103V160ZM193 159V160H192ZM108 160V161H107ZM110 160V161H109ZM140 160V161H139ZM177 160V159H176ZM180 160H178L179 162H180ZM188 160V161H187ZM107 163V162H110L109 164H105V165H103L104 163ZM139 161V162H138ZM177 161V162H178ZM200 163H199V162ZM124 162V163H123ZM131 162H129V163H131ZM173 162V161H172ZM22 163V162H21ZM125 163V164H126ZM141 163V164H142ZM20 164V163H19ZM94 164V163H93ZM118 164V166H116V165ZM175 164H178V163H176L175 162ZM22 165H24V164H22ZM130 165H132V164H130ZM134 165V164H133ZM133 165L131 166V168L133 167ZM144 165H143V167H144ZM19 166H21V165H19ZM104 166H106L105 168H104ZM116 166V167H115ZM129 166V165H128ZM130 167V166H129ZM140 167V166H139ZM138 167V168H139ZM120 168V167H119ZM136 168H137V166H136ZM14 169V168H13ZM134 169V168H133ZM132 169V170H133ZM143 169V168H142ZM147 169V168H146ZM17 170V169H16ZM96 171H94V175H96V173L95 172H98L97 171V169H95ZM147 170H149V168L147 169ZM153 172H154V170L153 169H151ZM150 170V172H152ZM20 172H22L21 170H19ZM25 171V170H24ZM37 171V170H36ZM35 171V172H36ZM130 171V170H129ZM155 171V172H156ZM16 172V171H15ZM34 172V173H35ZM38 172V171H37ZM36 172V173H37ZM119 172V171H118ZM146 172V171H145ZM148 172V171H147ZM93 173V172H92ZM117 173V172H116ZM144 173V172H143ZM97 174H100V173H97ZM102 174V173H101ZM100 174V175H101ZM145 174V173H144ZM144 174H142V175H144ZM148 174H149V172H148ZM147 174V175H148ZM157 174V173H156ZM92 175V174H91ZM128 175H129V173H128ZM153 175V174H152ZM151 175V176H152ZM6 176H8L7 174H6ZM5 176V177H6ZM11 176V175H10ZM38 176V175H37ZM97 176V175H96ZM99 176V175H98ZM135 176V175H134ZM138 176V175H137ZM159 176V175H158ZM95 176H93V178H94ZM121 176H119V178H120ZM125 177V176H124ZM96 178H98V177H96ZM96 178H95V180H96ZM118 178V177H117ZM149 179V178H148ZM154 179V178H153ZM115 180V179H114ZM113 180V181H114ZM129 180V179H128ZM18 181V180H17ZM118 181V180H117ZM146 181H148L147 179H146ZM162 181V182H163ZM129 182V181H128ZM19 183V182H18ZM106 183V182H105ZM139 183V182H138ZM144 183V182H143ZM143 183H141L142 185H143ZM161 184V183H160ZM126 185H128V184H126ZM125 185V187H127V189H128V187H130V186H126ZM133 185H135V183L133 184ZM145 185V184H144ZM141 186V185H140ZM146 186V185H145ZM124 187V188H125ZM88 188V187H87ZM103 188V187H102ZM122 188H123V186H122ZM122 188H120V190H122ZM140 188V187H139ZM17 189V188H16ZM52 189V188H51ZM135 189H137V188H135ZM18 190V189H17ZM16 190V191H17ZM124 190H126V188L124 189ZM129 190V189H128ZM138 190V189H137ZM141 190V189H140ZM25 191V190H24ZM116 192V194H115V192ZM127 191V190H126ZM126 191H123L124 193H121L122 191H118V192H120L121 194H124V196H125V192ZM132 191V190H131ZM76 192V191H75ZM105 192V193H104ZM137 192V191H136ZM56 193V192H55ZM79 193V192H78ZM128 193V192H127ZM53 194V193H52ZM91 194V195H90ZM136 194V193H135ZM9 195H10V192H9ZM25 193H23V191H22V193L21 192H15V194H14V197H13V200L14 201H16V203L18 204V201H20L21 199H23L24 197H25ZM75 195V194H74ZM74 195H73V198H74ZM151 195V194H150ZM11 196V195H10ZM60 196H62V195H60ZM59 196V197H60ZM76 196V195H75ZM126 196H127V194H126ZM6 197V196H5ZM94 197H93V199H94ZM112 197V196H111ZM120 197V196H119ZM5 199V198H4ZM2 199L1 198V200H3V202H5V205L6 206H8L7 204H9L8 202H9V200H8V198L7 199ZM11 199V198H10ZM37 199V198H36ZM49 199H50V197H49ZM60 199V198H59ZM63 200H64V198H62ZM78 199V198H77ZM78 199V200H79ZM89 199H90V201H89ZM127 199V198H126ZM34 200V199H33ZM38 200H41V199H39L38 198ZM44 200V199H43ZM61 200V199H60ZM80 200V202L78 201V203H81V206L84 204L82 201H84V200H82L81 201ZM135 202H134V201ZM35 201V200H34ZM42 201V200H41ZM46 202L48 201V200H45ZM44 201V202H45ZM65 201H66V199H65ZM93 201V202H92ZM38 202V201H37ZM63 202V201H62ZM96 202H98V201H96ZM13 203H15V202H13ZM77 203V204H78ZM98 203H100V202H98ZM103 203V202H102ZM0 204H3V203H0ZM17 204H15V205H17ZM21 204V203H20ZM20 204H18L19 206H20ZM89 204V205H90ZM91 204V205H92ZM97 204V203H96ZM101 204V203H100ZM79 205V204H78ZM101 205H103V204H101ZM106 205L105 206H102V207H106ZM2 205H0V207H1ZM100 205L98 204L97 205V207H99ZM17 207V206H16ZM25 207V206H24ZM4 208V207H3ZM5 208H7V207H5ZM4 208V209H5ZM99 208H101V206L99 207ZM3 209V210H4ZM8 210H9V208H7ZM15 209V208H14ZM104 209V208H103ZM105 211H110L109 210V208L107 209V208H105L104 209ZM1 211V210H0ZM10 211V210H9ZM111 212V211H110ZM113 213V212H112ZM116 213V212H115ZM114 214V213H113ZM117 214V213H116ZM115 214V215H116ZM202 214H200V215H202ZM211 214H218L220 217H222V219H224L225 221H227V224H226V226H224V227H222V226H220V228H219V226H217L216 225V220H214V217L211 215ZM177 215V216H178ZM198 215V214H197ZM196 215V216H197ZM184 216V215H183ZM206 216H208V217H210V219L208 218V217H206ZM87 217V216H86ZM85 216H84V220H85V218H86ZM89 217V216H88ZM173 217V216H172ZM180 217H182L181 215H180ZM216 217V216H215ZM220 217H218L219 219H220ZM82 218H80L79 220H81ZM114 218H115V216H114ZM117 218V219H118ZM184 218V217H183ZM86 219H88V218H86ZM171 219V218H170ZM202 219H205L204 220V222L202 221ZM207 219V220H206ZM173 220H174V218H173ZM63 221H64V218H63ZM66 221V220H65ZM69 221V220H68ZM119 221V220H118ZM168 221V220H167ZM175 221V220H174ZM71 222V224H72V222L73 221H70ZM75 222V221H74ZM173 222V221H172ZM65 223V225L67 224V222H64ZM77 223H78V221H77ZM62 225H63V223H61ZM71 224H69V225H71ZM121 224V223H120ZM218 224V223H217ZM64 225V226H65ZM68 225V226H69ZM67 226V225H66ZM132 226V225H131ZM141 226H143V225H141ZM159 226H160V224H159ZM115 227V226H114ZM153 227V226H152ZM156 227H158V225H156ZM222 227V228H221ZM17 228V227H16ZM131 228V227H130ZM135 228V227H134ZM159 228V227H158ZM48 229V228H47ZM118 229H120V228H118ZM15 230V229H14ZM62 230V229H61ZM131 230V229H130ZM71 231V230H70ZM72 231H74V230H72ZM135 231H137V230H135ZM8 232V231H7ZM69 232V231H68ZM67 232V233H68ZM76 232V231H75ZM134 232V231H133ZM55 232H53L52 233V231H51V235L52 234H54ZM83 233V232H82ZM60 234V233H59ZM69 234V233H68ZM74 233H72V235H73ZM76 234H77V236L79 237L80 235H79V233H77L76 232ZM76 234H74V235H76ZM84 234V233H83ZM82 234V235H83ZM126 234V233H125ZM144 234V233H143ZM8 235V234H7ZM50 234L48 235V237L49 236H51ZM72 235H70L71 237H73ZM52 236H54V235H52ZM60 236V235H59ZM63 236H64V240H63ZM62 236V234H61V238L59 237V239H62V241L64 242H66V244L64 245L65 247H70V249H71V251H70V249H67V248H65V250L62 248V246L60 247V248H62L63 250H64V252L65 251H67V253L65 252V254H69V257L67 258V256H66V259H64L65 257H62V259H64V260H66L65 262H66V264H67V261L68 260H70L71 258H70V253L72 252V250H74V249H72L71 247H73V246H69L70 244V242H77L76 240H80V238H78L77 239V237H75L76 239H74V240H72L71 239V237L69 236V238H70V242H68L69 241V238H67L66 236H65V234ZM98 236V235H97ZM96 236V237H97ZM133 236H134V234H133ZM55 237V236H54ZM54 237H49L51 240H53V238ZM58 236H56V238H57ZM82 237V236H81ZM99 237H100V235H99ZM96 238L97 240H95L96 241V244H98L99 246H98V248H100V252H102L101 251V247L102 246H104L105 244H107V242L108 241H110V239L107 241V240H105V239H103V240H101V238ZM117 237V236H116ZM15 238V237H14ZM74 238V237H73ZM136 238V237H135ZM82 239V238H81ZM98 239H100V240H98ZM133 239H134V237H133ZM1 240V239H0ZM4 240H5V238H4ZM72 240V241H71ZM79 240H78V243H79ZM82 240H84V239H82ZM81 240V241H82ZM9 241H11V240H9ZM16 241V240H15ZM87 240H85V241H82V242H85V243H88V241L86 242ZM107 241V242H106ZM114 241H115V239H114ZM131 241V240H130ZM80 243V244H83V243ZM98 242V243H97ZM113 242V241H112ZM129 242V241H128ZM131 242H133V241H131ZM143 242V241H142ZM6 243V242H5ZM95 243V242H94ZM126 243H127V241H126ZM125 243V244H126ZM50 244L51 243H49L47 246H50ZM63 244V243H62ZM61 244V245H62ZM77 244V243H76ZM93 243H91V244H89V246H91ZM113 244V243H112ZM86 245V244H85ZM143 245H144V243H143ZM52 246V245H51ZM54 246V245H53ZM87 246H88V244H87ZM88 246V247H89ZM110 246V245H109ZM120 246V245H119ZM137 246H139V245H137ZM79 247V246H78ZM87 247V248H88ZM133 247H135V246H132V249H133ZM2 248V247H1ZM84 248V247H83ZM82 248V249H83ZM44 249V248H43ZM43 249H42V251H43ZM81 249V248H80ZM81 249V250H82ZM88 249H90L91 250V248L89 247ZM85 250V249H83L82 251L83 252H81V250L79 251V250H77V249H75V251H73L75 254H78L77 256H79V253H82L85 257H87V254H89V250ZM108 249V248H107ZM7 251V250H6ZM70 253H69V252ZM77 251H78V253H77ZM127 250H124V255L123 256H127L128 255V251L126 252ZM111 252V251H110ZM125 252L127 253V254H125ZM186 252V251H185ZM7 253V252H6ZM9 254H10V251L8 252ZM109 253V252H108ZM106 254V257L107 256H111V254L109 255V254ZM112 253V252H111ZM130 253V252H129ZM187 253V252H186ZM8 254V255H9ZM72 255H75V254H73V253H71ZM99 255H100V253H98ZM103 254V252L101 253V255ZM132 254V255H133ZM140 254V255H141ZM182 254H184V253H182ZM188 254V253H187ZM8 255L6 254V255H4V253L2 254V256L0 255V261H6L7 262V259H10V258H6V256L8 257ZM13 255V254H12ZM83 255H82V257H80L79 259H84V257H83ZM121 255V256H122ZM131 255V254H130ZM131 255V256H132ZM136 255V256H135ZM158 255V256H159ZM185 255V254H184ZM10 256V255H9ZM76 256V255H75ZM80 256H81V254H80ZM98 256V255H97ZM120 256V257H121ZM139 256V255H138ZM181 256V257H180ZM100 257V256H99ZM111 257H116V256H111ZM119 257V255L117 256V258ZM119 257V258H120ZM142 257V256H141ZM167 257V256H166ZM180 257V258H179ZM97 258V257H96ZM102 258V257H101ZM108 258V257H107ZM116 258V259H117ZM118 258V259H119ZM122 258V257H121ZM120 258V260L118 261V260H116V261H118V262H120V263H117V264H125V263H127V261L126 260H124V262L122 261V259ZM143 258V257H142ZM187 258V257H186ZM11 259H13V258H11ZM10 259V260H11ZM68 259V260H67ZM73 259H74V257H73ZM72 259V261H79V259L78 258H75L74 260ZM77 259V260H76ZM109 260V262L108 261H105V263L107 262V264H115L112 260L114 259L115 260V258H108ZM112 259V260H111ZM124 259H126L125 257H124ZM159 259V258H158ZM164 259H165V257H164ZM185 259V258H184ZM61 260V259H60ZM64 260H61V261H59L58 262V264H64V263H61V262H63ZM107 260V259H106ZM136 260V259H135ZM134 260V261H135ZM143 260V262H144V259H142ZM13 261H15V260H13ZM19 261H20V259H19ZM122 261V262H121ZM140 261V260H139ZM149 261H150V263H149ZM166 261V260H165ZM168 261V260H167ZM16 263L15 264H18L17 263V258H16V261H15ZM71 262V260L69 261V263ZM98 260H96L95 262H93V264H98ZM100 262H101V259H100ZM111 262H113V263H111ZM132 262V261H131ZM155 262V263H154ZM183 262V261H182ZM8 263V262H7ZM82 263H83V261H82ZM90 263V262H89ZM102 264H105V263H103V258H102V262H101ZM159 263V262H158ZM169 263V262H168ZM172 263V262H171ZM19 264H20V262H19ZM71 264V263H70ZM77 264V263H76ZM79 264H81V262H79ZM85 264V263H84ZM136 264V263H135ZM183 264V263H182Z\"/></svg>",
  "mask_w": 264,
  "mask_h": 264
}]
</instances>
